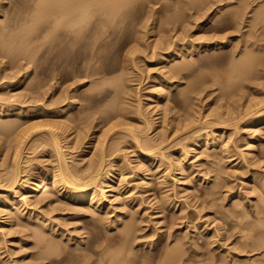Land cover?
<instances>
[{
    "label": "rangeland",
    "instance_id": "1",
    "mask_svg": "<svg viewBox=\"0 0 264 264\" xmlns=\"http://www.w3.org/2000/svg\"><path fill=\"white\" fill-rule=\"evenodd\" d=\"M26 1V2H25ZM153 0H150V1H146L145 2V0H139L138 2L137 1H135L134 2V4H132V5H130L128 8H127V10L125 9V11L126 12H123V14H124V21L120 24L122 27H124L123 29V31H124V33H123V31H122V34H120V35H116L117 37H112V38H110V40H108L107 39V42L106 41H104V43H103V45L105 44V47H104V49L102 48V51H100V53H102L103 52V54L105 55V57H103L102 56V59H100L99 60V62H97L98 61V59L96 60H93L91 63H92V65L93 64H95V65H97V67L94 65L93 66V69L95 70V72H96V70H97V68H98V70L97 71H99L100 72V75H95V77L94 76H90V77H88V76H85L87 73L85 72L86 71V68H87V66H88V63H89V57H90V55L89 54H87V53H89L90 51H91V48H92V50L93 49H97V44H94L92 41H87V42H84L85 44H87L88 45V43H89V45H88V47H87V45H85V44H82L83 45V47L81 46V44H79V45H76V48H79L78 50H79V52L77 53V54H71V53H69V51H68V49H66L67 47H66V45H67V43L65 42V41H63V44H62V47H60V48H58V49H56L57 47H56V44H55V39L54 38H52V37H54V36H51V35H53V33L49 36L48 34V36H45V38H44V35H43V33L45 32V33H50V30H49V28H48V24H49V27L51 26L52 27V22H53V19L52 20H49V18L47 19V17L46 18H44L45 20H46V22L48 21L49 23H46L45 22V20L42 18V21H40V22H43V24L42 23H39L38 24V22H39V20H37V18L34 20L33 19V21L32 22H26V21H24L25 19H27V18H29V16H30V12H31V14H33V12H32V8L34 7V2H30V0H0V30H2V31H0V33H2V34H4V35H2V37L4 38V37H6V34H7V36L10 34V32H11V34L9 35L10 36V38H13V39H8V40H5L6 38H4V39H1V34H0V41H2L3 42V40H4V44L2 43V45L0 44V46L3 48L4 47V45L6 46L8 43L12 46L11 47V49H13V48H15L16 46H17V48H15V51H16V49L18 50V43H16L17 45H15V43H14V39H15V41H18V38L17 37H19V41H21V43H20V46L21 45H26L27 44V41L28 42H30L31 43V45H30V43H29V45L28 46H30V47H32L34 50L32 51V53H34V54H32V55H35V59H31L33 62H35V63H33L32 61H30V60H26V57L27 56H25V54L23 53V52H21V54L23 53V55L25 56V59L24 58H22L23 60H20L21 58L19 57V56H17V55H19L20 54V52H19V54H17V55H15L16 54V52L15 51H12L13 53H14V55H13V53L12 52H9V51H11V49L9 50V48H10V45L8 46V47H6V49L8 48V52L10 53V55L8 54V52L7 51H5V52H7V54L5 53H3L2 51H3V49L5 48H3V49H1V47H0V49H1V52L4 54L3 56H2V53L0 54V113H2L1 115L2 116H0V121H1V123L2 124H5L6 123V120L8 119V121L10 122V124L11 123H13V119H15V121L17 122V123H19L20 124V126H19V124H17L16 126H15V124H16V122L15 123H13V124H11L12 125V128H14V129H12L10 126V124H9V128H10V130H8V129H6V131L5 132H8L9 131V133H11V134H13V135H9V133H8V135L10 136V137H7L8 135H4V131H3V129L4 128H1L0 130H2L1 132L3 133V136H2V133L0 132V165H1V169H0V171H2L4 168H7L8 170H9V168H8V165L9 166H11V169H12V167H13V159H11V157L9 156V153H11V151L13 150L12 149V147L14 148V146H13V143H14V145H16V140H14V138L16 139V136L18 135V133H20L21 132V130H24L25 132H29V130H31V129H37V128H40V129H38L40 132H42L43 130H44V128L46 127V126H44L45 124L47 125H49L50 123L51 124H54V123H56V121H58V119L60 120V121H58L57 123H61V126H62V124H69L68 126H70V129H68V128H63V131H60L61 133H63L64 135H62V138L64 139V138H66L67 140L65 141V139H64V142H66V145H67V148H66V150H65V153L68 155L67 157L70 159V164H71V166L73 167H77V168H80V167H82V169L80 168V170L81 171H84V169H85V171H87L88 169H89V164L90 163H92L93 161L92 160H94V158H91V157H94L95 155H93V154H95V152L97 153V144H98V141H92V142H89L88 141V138H86V134L87 133H96L97 135H98V133H99V135L101 136L102 135V133H103V130H105V128H107L108 126H105V128H103L104 126H99L98 125V122H99V120H100V116L102 115L100 112H102V110H107V108H109L110 106H112L114 103H113V101H114V98H115V95H116V93H115V86H113L114 85V83L113 82H111L110 84L109 83H106V84H103L104 82H106V81H108V79H114V78H116V76L117 77H120V76H122V77H120V78H123L124 76H126V75H123V74H125L124 73V70H123V67H124V65H126L127 63L126 62H124V54H126L125 52H127V49H131L134 45H135V42H134V39H133V37H131V34H130V32L128 31L129 30V27H130V25H131V27H136L137 29H139V30H141V31H144V30H142V29H144L145 28V31L144 32H146V34H144L143 36H144V41H146V45H148V49L149 50H146L147 51V53H146V51H144L145 49L143 48L142 49V51H143V53L140 51V52H138L139 54L137 55H135V64H136V66H135V68L134 67H128L127 68V70H128V73L129 74H133V75H131V77H132V79L134 80V81H132V82H128V85L130 86L131 84V86L129 87V89H128V91L129 92H131V91H133V89L131 88L132 86H133V88L135 89L134 90V93L130 96L129 95V97L127 98V100H126V102H125V104H124V102H121L122 103V105L124 104L125 106H123L124 107V109L126 108L128 111H129V113L130 114H132V115H128V119L126 120V124H129L130 123V126L132 127L133 126V124H135L133 127H140V129H144V128H146V126L144 125V124H146L147 125V123H154V122H157L156 123V125H155V129L153 130V132H152V135L150 134L149 135V138L150 139H158V136L160 137V135H157V134H160L159 132H161V131H165V132H167V133H163V134H161V136H165L164 138H166L167 137V139H163V140H167L166 141V143L164 144V147L166 148V147H169L170 148V146H172L170 149H166L167 151H165V153L168 155H166L167 157H166V160L164 161V162H169V161H173L174 159L173 158H177V156H178V154H179V150L181 149V148H183L184 147V150L185 151H187L189 148L187 147V145H186V143H189V140H184V142L182 141V143H184V144H182V143H180L181 141V139H183L182 138V136L185 138V136H186V134H180V135H177V134H174V132L177 130V125H178V122H179V120L178 119H180V117H181V114H183V113H186V111H185V109H186V105L188 106V104H182V103H184L183 101H182V99H183V96H182V93H183V91H186V90H188L189 89V87H190V85H191V83L193 84L194 83V81L195 82H198V83H200V86L202 85H204L203 86V88H201L202 90L200 91L201 92V96L199 95L200 93L198 92V95L197 94H193L194 96H196V97H194L192 94H191V96L192 97H194V99L196 98L197 100H193V102L194 103H192L193 105L196 103V101H197V103H199L200 105H199V107L197 106L198 104L196 103V106L199 108L198 109V112H200V115H199V113H198V115H196V116H198L197 118H198V120L197 121H199V123L198 124H195V127H193V128H197V126L199 127L200 125H201V123L202 122H204L205 120H207V121H213L214 120V117H215V115L217 114V112H222V111H225V110H223V108L224 109H226V105L228 104V100H229V102H235L236 101V104L238 103V104H240V106L239 107H241V108H238L239 110H242V104L244 103V100L243 101H239L240 100V97L239 98H237V95H236V98L235 97H233V96H231L230 98H231V100H233V101H231L230 100V98L228 97V95L230 94V92H229V94H228V92L226 93V91L225 92H223L224 90H223V88L225 89V90H227V91H229L227 88H225L226 86H227V83L228 82H230V81H228V80H226V79H224V78H226V77H228V76H230L231 77V75H232V71L234 70V68L236 67V65H237V61L236 60H238V59H240V53H245V51L246 52H249V50L248 49H250V51H253L252 53L253 54H257L258 53V51L260 52V51H262L261 53H263L264 51V31H263V33H261L262 34V36L258 33L260 30L259 29H264L263 27H257L256 29L255 28H253V29H255L254 31H253V29H251V27L249 28V26H250V24H249V26H247L248 24H246V26L244 25L245 23H250L249 21H245L244 20V22L245 23H243L242 25H243V27L241 28L240 27V29L235 25L234 26V24H233V27L232 26H229V28H227V29H225L224 31L222 30V31H214V30H212V27H211V25H213V23L214 22H216V21H213V23H210V24H206V25H203V24H201L203 21H204V19L206 18H199V16H201L200 14H202L203 12H201L200 14H197L194 10H191L190 9V11H189V9H188V11L186 10V12H187V14L186 15H188V22H186V23H183L184 25V29H183V27L181 26V25H178V26H176V28L173 26L172 27V25H168L167 27H169L170 29L172 28H175V30L173 29L172 31H171V33H169V35L171 36V37H174V39L176 38V37H180V38H183V36L185 35V36H187V39L186 40H184V43H187V44H189V45H197V43L199 44V43H203V44H205V39H207V38H213V42H211L210 41V39H209V41H207L208 42V44H213V43H215L216 41H217V39H219L221 36L222 37H224L225 35H226V37L227 38H229L230 39V43H229V45L228 46H226L223 50L224 51H222L221 52V50H219V51H212L213 49L212 48H207V49H203V50H200V51H198V52H196V53H194V54H192L191 55V52L189 51L188 52V54H187V61H190V62H192V68H191V71L190 70H188V71H185V73H183L182 75H185L184 77L182 76L181 78H178V77H175V79L173 78V80H172V82L173 83H176L175 84V86L172 88V93H170V94H168V96H167V98L165 97L164 99H162V101H161V103L163 104V106H162V104H159L158 105V103H157V101H156V99H157V95L153 92V86H154V84H156L160 79H167L168 77H169V73L166 71L167 69L165 68V64H164V61L166 60V56L164 55V53H167V52H169V50L167 51L166 50V52L164 51V52H162V51H158V50H156V52L158 53L157 55L158 56H156V58H154V57H152V51H150V49H153V47L155 46L154 44H159L160 42H164V39L165 38H168V37H165V35L163 36V34L161 33V24H162V26H164L165 24L164 23H167L168 22V18L170 19V17H172L173 15H175L174 16V18H176V19H174L173 17L171 18L172 20H177V17L179 18V17H183L185 14H184V12L182 11L183 10V7L181 6V5H184V3L182 4V2H185V7H187L188 8V6H186L187 4V1L186 0H166L165 2H157L156 3V1L154 0L153 2H152ZM181 1V2H180ZM235 2H236V0H234ZM252 2V0H250V3ZM262 2L264 3V1L263 0H253V3H256V4H253V3H251V5L252 6H249V9H247L248 11H247V13H248V16L247 17H251V16H253V14H252V11L254 12V11H256L257 10V4L258 3H260V4H258V5H260L261 7L259 8L258 7V9H261V8H263L264 6V4H262ZM32 3V4H31ZM237 3H240V1H237ZM34 4V5H33ZM173 4V6H171ZM256 5V6H255ZM178 7V9L180 10V8L182 7V10H180L182 13H183V16H182V13H181V16L180 15H176L175 13H180V11H176L175 12V9ZM263 6V7H262ZM29 7V8H28ZM93 7H95V10L97 9H99V7L97 8L96 6H93ZM92 7V8H93ZM174 7V8H173ZM176 7V8H175ZM256 7V8H255ZM35 8V7H34ZM187 8H184V9H187ZM254 8L256 9V10H254ZM31 9V11H29ZM178 9H176V10H178ZM252 9V10H251ZM1 10H2V12H1ZM26 10V11H25ZM43 10V9H42ZM50 10V9H49ZM250 10H251V13H250ZM28 11H29V13H28ZM211 11H213V9L211 10ZM211 11H209V13L207 12V14H210L211 13ZM5 12H6V14H5ZM25 12V13H24ZM99 12V11H98ZM98 12H95V14H94V19H96V18H98V17H100L99 16V13ZM174 12V13H173ZM185 12V13H186ZM205 12V11H204ZM22 13V14H21ZM171 13H173V14H171ZM26 14H27V16H26ZM28 14H29V16H28ZM195 14V15H194ZM170 15H172V16H170ZM185 15V17H187ZM190 15H191V17H190ZM194 15V16H193ZM27 18H26V17ZM128 16V17H127ZM129 16H130V18H129ZM168 16V17H167ZM50 17V19H51V16H49ZM125 17H126V19H125ZM185 17H183V18H185ZM194 17V18H193ZM21 18V19H20ZM183 18H181V19H183ZM192 18V19H191ZM195 18H196V20H195ZM199 18V19H198ZM20 19V20H19ZM23 19V20H22ZM41 19V18H40ZM170 19V20H171ZM22 20V21H21ZM37 20V21H36ZM167 20V21H166ZM169 20V21H170ZM193 20V21H192ZM16 21V22H15ZM20 21V22H19ZM34 21H36V22H34ZM196 21H197V24L199 25L200 24V26H195V25H197V24H195L196 23ZM23 22H25V23H27V25H28V27H26L27 29L29 28V32H31V33H33L32 35H31V33H29L30 35L29 36H32V37H27L26 35H28V34H26V33H28V32H26L27 31V29H24V30H22V31H25V32H22V34L23 33H25L26 35L24 36V35H21V37L19 36L20 34H21V29L20 28H24L25 26H27L25 23V26H24V24H23ZM33 22H34V25H33ZM129 22V23H128ZM137 22V23H136ZM164 22V23H163ZM189 22H190V24H189ZM192 22V23H191ZM3 23V24H2ZM17 23H18V25H20V26H18L17 25ZM29 23V24H28ZM31 23V24H30ZM13 24V25H12ZM38 24V25H37ZM193 24V25H192ZM215 24V23H214ZM5 25V26H4ZM16 25H17V27H16ZM133 25V26H132ZM148 25V26H147ZM186 25V26H185ZM188 25V26H187ZM216 25V24H215ZM159 26V27H158ZM181 26V27H180ZM194 26H195V28H194ZM15 27L18 29L19 27V29L18 30H20V32H18V30L17 29H15ZM44 27H47V29L46 28H44ZM51 27H50V29H51ZM121 27V28H122ZM139 27V28H138ZM193 27V28H192ZM234 27H237V29H239V30H237L236 28H234ZM244 27H245V29H244ZM3 28L4 29H9L8 31L7 30H5L7 33H5V31H4V33H3ZM14 28V30H12ZM30 28H32V29H34L35 30V32H36V34H34V31L32 30V29H30ZM41 28H43V29H41ZM128 28V29H127ZM150 28H151V30H150ZM152 28H154V29H152ZM158 28H159V30H158ZM189 30H188V29ZM210 28V29H209ZM46 29V30H45ZM157 29V30H156ZM187 30V31H184L183 32V30ZM192 29V30H191ZM248 29L250 30V31H252V32H255L254 33V35H256L257 37H254L251 33H250V31H248ZM44 32H43V31ZM49 30V31H48ZM127 30V31H126ZM153 30H156V31H153ZM259 30V31H258ZM14 31V32H13ZM17 31V32H16ZM33 31V32H32ZM41 31L43 32V33H41ZM212 31V32H211ZM52 32V31H51ZM153 32V33H152ZM180 32H181V34H180ZM224 32V33H223ZM260 32H262V31H260ZM13 33H15V34H13ZM17 33V34H16ZM20 33V34H19ZM126 33V34H125ZM184 33H186V34H184ZM217 33V34H216ZM244 33V36H242V34ZM247 33L249 34H251V40H250V36H247ZM12 34H13V36L15 37H13L12 36ZM38 34H39V36H38ZM217 36H216V35ZM16 35V36H15ZM33 35H34V37H33ZM42 35H43V38H42ZM190 35V36H189ZM205 35V36H204ZM220 35V36H219ZM245 35L249 38V39H247V37H246V41H245ZM260 35V36H259ZM22 36H24V37H22ZM38 36V37H37ZM41 36V37H40ZM184 36V37H185ZM192 36V37H191ZM203 36H204V38H203ZM27 37V38H26ZM46 37H47V39H46ZM171 37H169V38H171ZM198 37H200L199 39H198ZM219 37V38H218ZM240 37V38H239ZM244 39H243V38ZM258 37H259V39H258ZM21 38H22V40H21ZM23 38H24V41H25V43H24V41H23ZM37 38L39 39V42H38V40H37ZM50 38V39H49ZM151 38V39H150ZM158 38H159V40H158ZM161 38H164V39H162V40H160ZM194 38V39H193ZM254 38V39H253ZM261 38H262V40H261ZM17 39V40H16ZM28 39V40H27ZM37 40V42H36V40ZM40 39H41V41H40ZM53 39V40H52ZM116 39H117V41H116ZM121 39V40H120ZM172 39V38H171ZM196 39V40H195ZM258 39V40H257ZM27 40V41H26ZM30 40H34V42L32 41H30ZM113 40V41H112ZM120 42H119V41ZM149 40V41H148ZM166 40V39H165ZM243 40V41H242ZM247 40H249V42H251V43H249ZM256 40H257V42H256ZM5 41H7L6 42V44H5ZM8 41H11L12 43H13V45H12V43L11 42H8ZM108 41H109V43H108ZM113 42L112 44H111V42ZM159 41V42H158ZM167 41V42H166ZM165 42L167 43V44H169V40L167 39ZM171 41V40H170ZM186 41H188V42H186ZM205 41V42H204ZM240 41V42H239ZM263 41V42H262ZM90 42H92V43H90ZM117 42V43H116ZM129 42V43H128ZM132 42V43H131ZM156 42V43H155ZM193 42V43H192ZM206 42V43H207ZM247 42L249 43L248 45H247ZM22 43H24V44H22ZM42 43H44V44H42ZM116 45H115V44ZM126 43V44H125ZM183 43V42H182ZM243 43V44H242ZM244 43H246V44H244ZM37 44H39L38 45V47H37ZM91 44H92V47H91ZM259 44H260V47H259ZM263 44V45H262ZM32 45H35L34 47L32 46ZM42 45V46H41ZM96 45V46H95ZM151 45V46H150ZM171 45V44H170ZM27 46V45H26ZM28 46H27V48H28ZM129 46V47H128ZM246 46H248L247 48V50L245 49L246 48ZM263 48H262V47ZM23 46H21V48H22ZM25 47V46H24ZM24 47H23V49H24ZM29 47V48H30ZM37 47V48H36ZM64 47H65V50H64ZM81 47V48H80ZM93 47H95V48H93ZM107 47V48H106ZM128 47V48H127ZM235 48V50L233 51V49ZM237 47V48H236ZM244 47V48H243ZM250 47H252V48H250ZM256 47V48H255ZM26 48V47H25ZM26 48V49H27ZM31 48V49H32ZM90 48V49H89ZM124 48H126V49H124ZM259 48V49H258ZM37 49L40 51H38L37 52V55H36V53H35V51H37ZM60 49V50H59ZM81 49V50H80ZM108 49V50H107ZM255 49L257 50L256 52H255ZM14 50V49H13ZM22 50V49H21ZM64 50V51H63ZM104 50V51H103ZM126 50V51H125ZM191 50V49H190ZM227 50V51H226ZM18 51H20V47H19V50ZM18 51H17V53H18ZM58 51V52H57ZM107 51H108V54H107ZM236 51V52H235ZM240 51H242V52H240ZM56 52V53H55ZM59 52H60V54H59ZM66 52V53H65ZM111 52V53H110ZM121 52V53H120ZM124 52V53H123ZM237 52H238V54H240V55H238L237 54ZM11 53H12V56H11ZM62 53V54H61ZM69 53V54H68ZM160 53V54H159ZM232 53V54H231ZM20 54V55H21ZM57 54V55H56ZM59 54V55H58ZM64 54V55H63ZM85 54V55H84ZM123 54V55H122ZM235 54V55H234ZM249 54H251V53H249ZM6 55V56H5ZM7 55H9V58H7ZM79 55V56H78ZM88 55H89V57H88ZM108 55V56H107ZM191 55V56H190ZM196 55V56H195ZM232 55V56H231ZM260 55V54H259ZM23 56V57H24ZM57 56H59V58L60 59H57L58 57ZM75 57V59L73 60L72 58L70 59V57ZM112 56V57H111ZM160 56V57H159ZM228 56V57H227ZM238 56V57H237ZM261 56H262V58L264 59V53H263V55L261 54ZM3 57H5V58H3ZM12 57H14L13 58V61H19L20 63H16V65L12 62V60H10V59H12ZM15 57L17 58V57H19L18 59H15ZM63 57V58H62ZM69 57V58H68ZM77 57V58H76ZM107 57V58H106ZM123 57V58H122ZM146 57V58H145ZM164 57V58H163ZM193 57V58H192ZM33 58V57H32ZM68 59V61H66L67 59ZM86 58H87V60H86ZM104 58V59H103ZM122 58V59H121ZM189 58V59H188ZM201 58V59H200ZM204 58H206V59H204ZM212 58V59H211ZM234 58H236V59H234ZM27 59H28V57H27ZM62 59V60H61ZM112 59V60H111ZM185 59V60H186ZM196 59H198V60H196ZM203 59V60H202ZM232 59H234L236 62H233V63H236V65L234 66V64L233 63H231L232 62ZM37 60V61H36ZM56 60H60V63H62V64H60V73L59 74H61V76H58V75H56L57 74V72H56V74H55V72H54V70L56 69V63H57V61ZM64 60V61H63ZM79 60V61H78ZM122 60V61H121ZM137 60V61H136ZM141 60H142V63H141ZM181 60H182V57H181ZM181 60H180V62H181ZM184 60V61H185ZM191 60H194V61H191ZM196 60V61H195ZM228 60V61H227ZM17 61V62H18ZM28 61H30L29 62V64H28ZM55 61H56V63H55ZM75 61V62H74ZM106 61H108V62H106ZM144 61V62H143ZM183 61V60H182ZM187 61H185V62H187ZM243 61V60H242ZM246 60H244V62L243 63H239V67L240 66H243L246 62H245ZM11 62H12V64L13 65H11ZM32 62V63H31ZM65 62V63H64ZM69 63V67H68V63ZM72 63V65H71V63ZM193 62H195L196 63V65H195V63H193ZM238 62H240V61H238ZM27 63V64H26ZM32 65H31V64ZM86 63V64H85ZM98 63V64H97ZM100 63V64H99ZM104 63V64H103ZM141 63V64H140ZM205 65H204V64ZM230 63V64H229ZM19 64V65H18ZM35 64V65H34ZM124 64V65H123ZM232 64H233V66H232ZM241 64H243V65H241ZM21 65H22V67H25V70H24V68H22L21 67ZM84 65V66H83ZM99 65V66H98ZM195 65V66H194ZM15 66V67H14ZM79 66V67H78ZM80 66H81V68H80ZM83 66V67H82ZM86 66V67H85ZM103 66V67H102ZM123 66V67H122ZM147 66V67H146ZM228 66V67H227ZM231 66H232V68H231ZM19 67V68H18ZM30 67V68H29ZM71 67H73V68H71ZM85 67V68H84ZM122 67V68H121ZM144 67V68H143ZM27 68V69H26ZM68 68V69H67ZM83 68V69H82ZM100 68V69H99ZM141 68H143V69H141ZM230 68H231V71H230ZM241 68V67H240ZM21 69V70H20ZM72 69V70H71ZM78 69V70H77ZM82 71H81V70ZM123 70V72H122V70ZM132 69V70H131ZM136 69V70H135ZM149 69V70H148ZM196 69V70H195ZM229 69V71L231 72V75H227V70ZM233 69V70H232ZM262 69V68H261ZM264 69V68H263ZM24 70V71H23ZM66 70V71H65ZM71 71V73H74V76H73V74H71L70 73V71ZM101 70V71H100ZM166 72H165V71ZM194 70V71H193ZM239 69L237 68V70L236 71H238ZM17 71V72H16ZM20 71H22V72H19ZM28 71V72H27ZM74 71V72H73ZM120 71H121V73H120ZM137 71H139V72H137ZM143 71V72H142ZM239 71H241V70H239ZM25 72H27L26 74H27V77H23V78H19V76H18V74H20V75H23V74H25ZM53 72H54V74L56 75H54L53 76ZM77 72H79V73H77ZM104 72V73H103ZM112 72V73H111ZM151 72V73H150ZM227 72V73H226ZM229 72V73H230ZM65 73V74H64ZM67 73V74H66ZM69 73V74H68ZM80 74L79 76L77 75H75V74ZM84 73V74H83ZM110 73H111V76H110ZM118 73V74H117ZM147 73V74H146ZM163 73V74H162ZM166 73H168V74H166ZM188 73V74H187ZM190 73V74H189ZM194 73H196V74H194ZM235 74H236V72H234ZM233 73V74H234ZM238 73V72H237ZM82 74V75H81ZM143 76H142V75ZM166 74V75H165ZM198 74V75H197ZM225 74L227 75L226 77H224L225 76ZM12 75V76H11ZM69 75V76H68ZM105 76V77H103V76ZM107 75H109V76H107ZM159 75V76H158ZM168 75V76H167ZM71 76H72V78L73 77H75V78H71ZM83 76V77H82ZM167 76V77H166ZM190 76V77H189ZM197 76H198V78H197ZM7 77V78H6ZM13 78V79H11V78ZM55 77V78H54ZM85 77H87L86 79H85ZM101 77H103L102 79H101ZM141 77H143V78H141ZM232 77L234 78V75H232ZM8 78H10V79H8ZM53 78V79H52ZM83 78V79H82ZM91 78V79H90ZM94 78V79H93ZM97 78V79H96ZM100 78V79H99ZM125 78V77H124ZM176 78H178L177 80H176ZM186 78V79H185ZM229 78V77H228ZM3 79H6V80H3ZM57 79V80H56ZM72 79V80H71ZM76 79V80H75ZM87 80V82L85 81V80ZM105 79V80H104ZM141 79V80H140ZM148 79V80H147ZM235 79V78H234ZM97 80V81H96ZM98 80H100V82H98ZM103 80V81H102ZM135 80H136V83H135ZM139 80V81H138ZM181 80V81H180ZM204 80V81H203ZM238 80V79H237ZM63 81V82H62ZM80 81V82H79ZM84 81V82H83ZM103 83H102V82ZM228 81V82H227ZM234 82H235V80H233ZM239 81L240 80H238V81H236L235 82V84H237V83H239ZM261 81H263L262 82V84L264 83V78L261 80ZM261 81H260V83H261ZM23 82V83H22ZM77 82V83H76ZM95 83V84H93L94 86L95 85H98V86H96L97 88H99V90L98 89H96V87H94L93 85H91V83ZM134 82V83H133ZM234 82H232V83H234ZM241 82V81H240ZM97 83H99V84H97ZM7 84V86L5 87V85ZM13 84V85H12ZM25 84V85H24ZM34 84H36V86H34ZM56 84V85H55ZM103 84V85H102ZM109 84V85H108ZM190 84V85H189ZM234 84V85H235ZM240 84V83H239ZM242 85L244 84H246V85H248L247 83H241ZM24 85V86H23ZM38 85V86H37ZM40 85V86H39ZM60 85V86H59ZM84 85V86H83ZM89 85V86H88ZM224 85V86H223ZM229 85H231V83L229 84ZM234 85H231L230 86V88H232V90L234 89ZM242 85H240L241 86V88L243 87ZM67 86V87H66ZM71 86V87H70ZM91 86H93V88H95V90H96V92H94L95 90H92L93 88L91 87ZM113 86V87H112ZM135 86V87H134ZM184 89V90H181L182 88ZM185 88H184V87ZM201 86V87H202ZM223 86V87H222ZM251 86V84L249 83V85H248V87H250ZM261 86V85H260ZM260 86H258L257 87V89L255 90V87H254V89H253V87H252V90H254L253 91V93H252V90L251 89H249L250 91H246V90H241L242 92L243 91H245L244 93L246 94L245 96L246 97H248V95H250L249 97H251V98H253V99H256L257 101L259 100V98L258 97H262L263 96V94H264V84L260 87ZM36 87V88H35ZM68 87H70L69 89H68ZM89 87H91V88H89ZM105 87V88H104ZM260 87V88H259ZM37 88H40V89H37ZM88 88V89H87ZM103 88V89H102ZM152 88V89H151ZM229 88V89H230ZM244 88V87H243ZM262 88V89H261ZM32 89V90H31ZM34 89V90H33ZM37 89V91L35 92V90ZM67 89V90H66ZM89 89H91L92 91H90ZM106 89V90H105ZM131 89V90H130ZM145 89V90H144ZM148 89V90H147ZM178 89V90H177ZM186 89V90H185ZM69 90V91H68ZM86 92H85V91ZM113 90V91H112ZM142 90V91H141ZM27 93H26V92ZM30 91H32V94H31V92ZM75 91H77L76 93H75ZM89 91V92H88ZM109 91H110V93H109ZM139 91V92H138ZM180 91V92H179ZM189 91H190V89H189ZM240 91V92H241ZM256 91V92H255ZM258 91V92H257ZM35 92V93H34ZM42 92H43V94H42ZM92 92V93H91ZM95 94H94V93ZM113 92H114V94H113ZM128 92V93H129ZM137 94H139V95H137ZM254 92H255V94H254ZM35 94V96H34V94ZM71 93V94H70ZM78 93V94H77ZM99 93V94H98ZM101 93V94H100ZM109 93V94H108ZM181 93V94H180ZM186 92H184V94H185ZM187 93H188V91H187ZM186 93V94H187ZM256 93H258V94H256ZM20 94V95H19ZM27 94V95H26ZM39 94H41L40 96H41V98H40V96H38ZM64 94V95H63ZM75 95V98H74V100H73V103H72V101L70 100H66V101H64V102H62L60 99H63L65 96H67L68 95V97H71V96H73V95ZM85 94H87V96H88V100L86 99L87 97H86V95ZM94 94V96H92V95ZM97 94V95H96ZM130 94V93H129ZM180 94V95H179ZM44 97H43V96ZM99 95V96H98ZM136 95V96H135ZM146 95H148V96H146ZM150 95V96H149ZM253 95H255V96H253ZM259 95H261V96H259ZM34 96V97H33ZM38 96V97H37ZM90 96V97H89ZM92 96V97H91ZM96 96V97H95ZM141 96V97H140ZM145 96V97H144ZM178 96V97H177ZM29 97H32V98H35V97H37V98H35V101H37V104H35V101H34V99H32V98H29ZM63 97V98H62ZM84 97H86V98H84ZM96 99H95V98ZM100 99H99V98ZM103 97V98H102ZM107 97H109V98H107ZM147 97V98H146ZM198 97H199V99H198ZM229 99H228V98ZM247 98V102H248V100H250L249 102H250V104H248L247 102V104H246V106H249V105H252V103H253V99H251V98ZM6 100H4V99ZM11 98H12V101H10L11 100ZM30 100H29V99ZM40 98V99H39ZM83 98V99H82ZM90 98H91V100H90ZM142 98V99H141ZM176 98V99H175ZM205 98V99H204ZM18 101H17V100ZM32 99V100H31ZM81 99V100H80ZM113 99V100H112ZM131 99V100H130ZM166 99H168V100H166ZM238 99V100H237ZM246 99V98H245ZM262 99H264V96L262 97ZM262 99H260L261 101H262ZM5 102H4V101ZM8 100V101H7ZM20 100V101H19ZM24 100V101H23ZM28 100V101H27ZM78 100V101H77ZM84 100V101H83ZM97 100V101H96ZM108 101V103L106 104V102ZM109 100H110V102H109ZM138 100H141L142 101V104H143V106H142V108H141V112L143 113V120H141L142 118H140V117H138V114H135V111H136V113H138L137 111H138V107H137V105H138V103H134V102H138ZM153 100V101H152ZM166 100V101H165ZM227 100V101H226ZM235 100V101H234ZM259 100V102L258 103H256L255 101H254V103H256V104H253V106L255 105H257V107L261 104V101ZM23 103H22V102ZM31 101V102H30ZM34 101V102H33ZM69 101V102H68ZM86 101H87V104H86ZM92 101V102H91ZM111 101H112V104H111ZM127 101H129V102H127ZM132 101V102H131ZM164 101H165V103H164ZM203 101V102H202ZM251 101H252V103H251ZM264 101V100H263ZM10 102V103H9ZM18 102V103H17ZM30 102V103H29ZM40 102V103H39ZM62 102V103H61ZM102 104H100V103ZM120 102H119V104H120ZM174 102H176V103H174ZM179 102L181 103V104H179ZM205 102V103H204ZM239 102H241V103H239ZM243 102V103H242ZM1 103H2V111H1ZM25 103V104H24ZM27 103V104H26ZM42 103V104H41ZM65 103V104H64ZM68 103H70V104H72V107H71V110H70V112L68 113V114H66V116L64 117V119L63 118H59L58 116V113L60 112V110H65V108H66V104H68ZM94 103V104H93ZM98 103V104H97ZM172 103V105L170 106V104ZM215 103V104H214ZM227 103V104H226ZM4 104H5V106H4ZM18 104L20 105H22V104H24L23 106H18ZM30 104V105H29ZM33 104V105H32ZM62 104V105H61ZM80 104H81V107H80ZM85 106V108H84V106ZM111 104V105H110ZM39 105V106H38ZM44 105V106H43ZM50 105V106H49ZM91 105V107L92 108H94L95 110H93V109H91V107H89ZM92 105H94V106H92ZM108 105H109V107H108ZM118 105V104H117ZM132 105H133V107H132ZM147 105H149V106H147ZM151 105V106H150ZM157 105H158V107H157ZM221 105V106H220ZM101 108H103L102 110L99 108V107ZM161 106V107H160ZM167 106V107H166ZM177 106V107H176ZM180 106V107H179ZM182 106V107H181ZM207 106V107H206ZM214 106V107H213ZM253 106H251L252 108H254V109H257V107H253ZM7 107V108H6ZM9 107V108H8ZM17 107V108H16ZM25 107L27 108V109H25ZM42 107V108H41ZM83 107V108H82ZM87 107H89V109H87V110H85ZM137 107V108H136ZM145 107V108H144ZM148 107H149V109H148ZM250 107V106H249ZM5 108V109H4ZM20 108V109H19ZM21 108H23V109H21ZM152 108V109H151ZM164 108V109H163ZM166 108V109H165ZM169 108V109H168ZM201 108V109H200ZM211 108H213V109H211ZM9 111H7V110ZM13 110V112H14V114H13V112H12V110ZM19 109V110H18ZM33 109V110H32ZM98 109H99V111H98ZM133 109V110H132ZM180 109V110H179ZM214 109H216V111L214 112ZM5 110V111H4ZM15 110V111H14ZM89 110V111H88ZM91 110V111H90ZM101 110V111H100ZM104 110V111H105ZM147 110V111H146ZM153 110V111H152ZM161 110V111H160ZM199 110H201V111H199ZM218 110V111H217ZM237 110V109H236ZM11 111V112H10ZM21 111H24V112H21ZM27 111V112H26ZM32 111H34V112H32ZM41 111V112H40ZM44 111V112H43ZM83 111V112H82ZM104 111H103V113H104ZM164 111V113H162ZM179 111V112H178ZM185 111V112H184ZM208 111H209V113H208ZM20 112V114H18V113ZM52 112V113H51ZM87 112H89L88 113V117H87ZM97 112V113H96ZM145 112V113H144ZM151 112H152V114H151ZM158 112V113H157ZM5 115H4V114ZM15 113H16V115H15ZM23 113H25V115L23 114ZM28 115H27V114ZM57 113V114H56ZM82 113V114H81ZM101 115H100V114ZM207 113V114H206ZM213 113V115L214 116H212L211 118L209 117V114H212ZM70 114L72 115V117L70 116ZM75 114V115H74ZM93 114H95V117L94 116H92ZM168 114V115H167ZM14 115V116H13ZM19 115V116H18ZM54 115V116H53ZM78 115L79 116H81V117H84V119H82V120H79V122L77 121V119H78ZM83 115H86V119H85V116H83ZM90 115L92 116V117H90ZM152 116V118H151V116ZM177 116V117H175V116ZM206 115H208V116H206ZM168 116V117H167ZM201 118H200V117ZM75 117V118H74ZM92 118V120L90 119V118ZM94 117V118H93ZM132 117V118H131ZM158 117V118H157ZM207 117V118H206ZM7 118V119H6ZM68 118V119H67ZM69 118L71 119V120H69ZM87 118H89V119H87ZM99 118V120H97ZM138 118H140V119H138ZM147 120H146V119ZM162 118V119H161ZM165 118V119H164ZM177 118V119H176ZM202 119V120H200V119ZM208 118H210V119H208ZM5 119V120H4ZM19 119V120H18ZM22 119V120H21ZM67 119V120H66ZM131 119V120H130ZM150 119V120H149ZM161 119V120H160ZM172 119V120H171ZM176 121H175V120ZM212 119V120H211ZM13 120V121H12ZM46 120V121H45ZM86 122H84V121ZM129 120V121H128ZM133 120H135V121H133ZM139 120V121H138ZM148 120H149V122H148ZM162 120H163V123H162ZM27 121H29V122H27ZM70 121V122H69ZM73 121H75V123H77V124H82L81 126L80 125H74L75 123H73ZM131 121V122H130ZM137 121V122H136ZM143 121V122H142ZM145 121V122H144ZM167 121V122H166ZM200 121H202L201 123H200ZM5 122V123H4ZM8 122V123H9ZM89 122V123H88ZM96 122V123H95ZM129 122V123H128ZM134 122V123H133ZM141 122V123H140ZM171 122V123H170ZM176 122V123H175ZM36 123H40V127H37V126H39V125H37L36 127H33V125H35ZM42 123V124H41ZM83 123H85L84 125H83ZM88 123V124H87ZM132 123V124H131ZM140 123V124H139ZM144 123V124H143ZM173 123V124H172ZM7 124V123H6ZM32 124V125H31ZM44 124V125H43ZM50 124V125H51ZM94 124V125H93ZM142 124V125H141ZM160 124V125H159ZM175 124V125H174ZM28 125H30V127L31 128H28ZM73 125V126H72ZM96 125H97V127H96ZM138 125V126H137ZM145 127H144V126ZM162 125V126H161ZM173 125V126H172ZM214 125V130H208V132H210V139H212V138H214V136L215 137H219V131L221 130L222 131V134L224 135V136H229V134L227 135L226 133H230V131H231V134H230V136L232 137V139H233V141L235 140V143H238V144H240V143H242V141H243V139H244V136H246L245 134L246 133H242V127H243V124H240V126L241 127H239V130H241V131H238V132H240L239 133V138H237L238 136V132L236 133V131H235V129L234 128H228L227 129V127H221V126H218L217 124H213ZM26 126H27V128L28 129H26ZM57 126H59L60 127V125H57ZM80 126V127H79ZM129 126V125H128ZM157 126V127H156ZM164 126V127H163ZM17 127V128H16ZM19 127V128H18ZM25 127V128H24ZM41 127H44L43 129L41 128ZM63 127V126H62ZM61 127V128H62ZM72 127H74V128H72ZM96 127V128H95ZM101 127L103 128V129H101ZM171 127V128H170ZM257 129L259 130V132L260 133H262V135L264 136V121H262V122H260L257 126ZM23 128V129H22ZM83 130V132L81 131V129ZM93 128V129H92ZM96 130H95V129ZM165 128H167V129H165ZM216 128V129H215ZM219 128H225V129H219ZM34 129H33V131L31 130L29 133L27 132L26 134H27V136L26 137H29V138H26L25 139V141L27 140V143H30V144H28L27 145V149H26V151L27 152H25L24 151V155H23V158H24V161L23 162H25L26 161V159L27 158H30V159H33V157H34V161L32 160V165H31V162H30V164H29V166L32 168H28L29 166H27L28 164H26L25 165V163H23L24 165L22 166V167H27V170H29L30 172H32V173H30V175H37V174H39V173H41L42 171H43V169H51L52 167H51V163H52V160H54V158L53 157H51L52 156V151L50 150V149H48V148H46V149H48V151L46 150H44L43 148H41V147H39L38 148V146L39 145H37V151H32V150H30V148H32L31 146H34V145H32V144H34L33 142H34V140L36 139V137H39V134L40 133H38V130L36 131L37 133H34L35 131H34ZM42 129V130H41ZM67 129H68V131H67ZM80 129V130H79ZM85 129V130H84ZM98 129V130H97ZM139 129V128H138ZM164 129V130H163ZM172 129V130H171ZM219 131H218V130ZM230 129V130H229ZM234 131H233V130ZM12 130V131H11ZM71 130V131H70ZM91 130V131H90ZM158 130H159V132H158ZM167 130V131H166ZM224 130V131H223ZM14 131L15 132H17L16 134L14 133ZM20 131V132H19ZM78 131V133H80V135L78 134V133H76V132ZM80 131V132H79ZM90 131V132H89ZM174 131V132H173ZM215 131L217 132V133H215ZM13 132V133H12ZM33 132V134H31ZM71 132V133H70ZM120 132V133H119ZM116 131V133H118L117 135H116V133H114V134H112L111 136H109L110 138H109V141H108V148H109V146L111 145V144H118V143H120V144H118L117 145V147H120V149H123V151L122 150H120L119 148V150L121 151H118L115 155H114V157L113 158H111V157H108L107 159H108V161H107V163H106V166L107 165H109L107 168L108 169H106L107 171L109 170V171H111L112 169L110 168V165H114V166H117V167H120L121 166V164H123L120 168H119V171H117V172H110V174L108 175V177L106 178V184L107 185H113V183H114V181H115V179H117V178H119L120 180V182H118V184L117 185H115L114 187V194H116V195H118L119 193H123L124 192V194H123V197L125 196L126 198H127V196H128V198L129 199H125V198H123V199H125L123 202V204H122V207L121 208H124V209H126V210H128V212H129V214L128 215H125L124 216V219L125 220H127L128 222L127 223H132L133 221H134V225L135 226H137V228L138 229H140V230H138V232L139 233H135V234H137V236L135 237V238H137L136 240L138 241H136L135 240V242H134V244H132L133 243V241H132V243L130 244V246H131V248H124V250L125 249H129L128 251L129 252H132V255H130L131 256V258H129L128 259V261L131 259H133V261L135 262H133V261H131L130 260V262H128V264H138L140 261L142 262V261H144L145 259H147V258H149V257H155L156 259H157V261H156V259H154V257L152 258V260L153 261H151V258L148 260H145V262H149L148 264H158L159 263V261H161V262H163V260H164V255H165V250L168 248L167 246H168V238H169V236L170 235H174V236H176V238L177 239H180V238H182L181 240H185L186 238H188V239H186L187 241L188 240H190L191 242L192 241H195V242H197L196 244L201 248H199V252H201V253H203L202 255H201V253H200V256L199 257H197V256H194L195 254H193L192 253V250H190L189 251V253L190 254H193V255H190L189 253H186L187 255L185 256V257H183V263L184 264H212L214 261H215V263L216 264H221V263H223V262H220V260L218 261L217 259H216V257L215 258H213V256L211 255V253H212V250H213V255L214 256H216V255H220V251L221 250H215V252H214V248H215V245H209L208 246V244L205 242L206 241V236L205 235H201V233L200 232H197L196 231V228L198 227L197 225H199V227L198 228H200V226H201V228H205V227H207V226H209V224H210V222H212V221H218V223H220V224H218V223H216V226H220L221 224H228V222H229V225H227L226 224V230H224V231H226V232H224V235L223 236H226L225 234L227 233V238L229 237V236H231V234L233 233V232H236V226H235V228H234V224L236 223V222H238V223H240V221L243 223H241V224H239V226L237 225V227L239 228H241V226L243 225L244 227H246L247 229L248 228H250L251 226H253V228H254V230H255V232H258L256 229H258L259 227H254V226H260V227H262L263 228V223H264V221H262L261 219H259L258 218V220H256V221H258L257 223H256V221L255 220H253L252 221V219H257L256 217H258V216H256V215H258L257 213H259L261 210H263L264 211V202H262V201H264V193L263 192H261V193H263L262 195L260 194V192L259 191H261L262 189H260L259 190V188L258 187H256V182H255V178H257L258 176H260L261 178H264V139L263 140H260L259 142H256L255 143V149H254V152L253 153H251V154H248V156H246V159H247V163H246V160H244V161H242V159L241 158H239L238 157V155L237 156H235V158H237L238 160L236 161V162H234V163H232V162H226V160H224L223 159V157L221 156V154H219L218 156H217V154H218V152L220 153V151H219V149H220V147L222 146V144H223V142H219L218 143V145L216 146V147H210V146H208V147H201L197 152H195V153H188L187 155H189V156H187V160L188 161H190V163L192 162V164L194 165H191V166H189L190 168H192V170H190V169H188V171L187 172H184L185 173V175H186V173H188V174H191V173H193V171H194V173L196 172V174H198V172L199 171H202L203 169H205L206 168V171L207 172H205V173H208L207 174V178L209 179V180H207V182L206 183H203V184H201V183H199V181H201L200 179H198L196 182H193V183H190V184H187V182H185L186 180H184V181H182V182H185V183H182V186L180 185H175L174 187H173V185H174V183H173V181H172V178L171 179H168L167 181H166V183L164 184V185H162V184H160V181H161V179H159V178H161L160 177V175L158 174V173H155V175L154 174H152L153 173V171L155 172V170H151L150 171V169H149V171L150 172H147V176H148V173L150 174L151 173V175L149 176V177H151L150 179H152L151 180V182H152V189H154V190H152V192H150V194L151 195H149V193H148V191H147V188H146V185L145 186H143L145 183V178H144V175L143 174H139V173H136L137 172V167L138 166H136L135 165V163H133L136 159V157H134L135 155H133L134 154V148H133V146H132V144H130V143H132L131 141H130V139L129 138H127L126 136H127V134H125V132L123 133V131ZM122 132V133H121ZM204 131H202L201 133H199V136L200 135H204V134H202ZM208 132H206V134L208 133ZM76 133V134H75ZM171 133H173V134H171ZM175 133H177V132H175ZM15 134V135H14ZM72 134H73V136H72ZM81 134H82V136H81ZM123 134V135H122ZM235 134H236V136H235ZM29 135V136H28ZM32 135V136H31ZM115 135V136H114ZM122 135V136H121ZM125 135V136H124ZM155 135V136H154ZM170 135V136H169ZM171 135H174V136H172L171 137ZM189 135H192V134H189ZM247 135H249V134H247ZM14 136V137H13ZM80 136V137H79ZM85 136V138H83ZM118 136V137H117ZM152 136H154L153 138H152ZM243 138H242V137ZM4 137V138H3ZM8 139H6V138ZM78 137V138H77ZM116 137V138H115ZM120 137V138H119ZM124 137H126L125 138V140H122V139H124ZM168 137H171V138H168ZM176 137H177V139H176ZM179 137H181L180 139H179ZM2 138H3V141H2ZM76 138V139H75ZM114 138V139H113ZM118 138V139H117ZM122 138V139H121ZM163 138V137H162ZM161 137H160V140L162 139ZM5 139V140H4ZM11 139H12V141L14 140V142L12 143V141H11ZM85 139V141H83ZM113 139V140H112ZM174 139V140H173ZM122 140V141H121ZM129 142H128V141ZM173 140V141H172ZM176 140H179L180 142H176V143H174ZM237 140V141H236ZM112 141V142H111ZM120 141V142H119ZM172 141V142H171ZM186 141V142H185ZM114 142V143H113ZM127 142V143H126ZM12 143V144H11ZM32 143V144H31ZM70 143V144H69ZM83 143V144H82ZM97 143V144H96ZM125 143V144H124ZM179 143H180V145H179ZM8 144H11L12 145V147H11V145L10 146H8V148H7V145ZM129 144V145H128ZM168 144H172V145H168ZM174 144V145H173ZM72 145V146H71ZM125 145V146H124ZM127 145V146H126ZM131 145V146H130ZM74 146V147H73ZM80 146V147H79ZM177 146V147H176ZM183 146V147H182ZM10 147V148H9ZM95 147V148H94ZM107 148V151L109 150ZM174 148V149H173ZM9 151H8V150ZM10 149H11V151H10ZM129 151H128V150ZM133 149V150H132ZM206 149H208L207 150V153H206ZM216 149H218V150H216ZM73 150V151H72ZM75 150V151H74ZM126 150V151H125ZM132 150V151H131ZM170 150V151H169ZM205 152H204V151ZM238 150V149H237ZM92 151H93V153H92ZM169 151V152H168ZM174 151V152H173ZM178 151V152H177ZM209 151V152H208ZM239 151V150H238ZM242 151H245L244 149L242 150ZM9 152V153H8ZM41 152V153H40ZM131 152H133V154L131 153ZM184 152V151H183ZM203 152V153H202ZM211 152V154H212V156L209 154ZM8 153V161H7V154ZM122 153V154H121ZM124 153V154H123ZM170 153V154H169ZM176 153V154H175ZM197 153V154H196ZM31 156H30V155ZM33 154V155H32ZM35 154V155H34ZM77 154V155H76ZM92 154V155H91ZM121 154V155H120ZM173 154V155H172ZM194 154V155H193ZM90 155V156H89ZM118 155V156H117ZM174 155H176V157H174ZM197 155V156H196ZM200 156H202V157H200ZM210 156V157H209ZM215 156H217L216 158H215ZM5 157H6V159H5ZM38 159H37V158ZM85 157V158H84ZM90 157V158H89ZM120 157V158H119ZM126 159H125V158ZM194 157H197L200 161H201V163H199V164H201L202 165V168H200V166L198 167V164H196L195 162H193V161H195V160H192L191 161V159H193ZM221 157H222V159H223V161H221L222 159H221ZM256 157V158H255ZM10 158V159H9ZM51 158V162L49 161V159ZM85 159V160H82V159ZM96 158V157H95ZM110 158V159H109ZM122 158H124V160H122ZM127 158H128V160H127ZM189 158V159H188ZM219 158V159H218ZM253 158H255L254 160H253ZM91 159V160H90ZM196 159V158H195ZM216 159H218L217 161H216ZM221 159V160H220ZM256 159H257V161L259 160L260 162H262V163H256V164H254L255 162H256ZM48 160V161H47ZM90 160V161H89ZM126 160V161H125ZM130 160V161H129ZM207 160V161H206ZM213 160H215V161H213ZM4 161L6 162V163H4ZM36 161V162H35ZM78 161V162H77ZM89 161V162H88ZM221 161V162H220ZM251 161H253V162H251ZM10 162V163H9ZM40 162H42V163H40ZM76 162L78 163V164H76ZM120 162H123V163H120ZM129 162H130V164H129ZM132 162V163H131ZM213 162V163H212ZM222 162H226L225 164L224 163H222ZM196 165H195V164ZM215 163V164H214ZM217 163H219V164H217ZM242 163V164H241ZM249 163H250V165H249ZM117 164H119V166L117 165ZM133 164V165H132ZM217 164V166H215ZM231 164V165H230ZM253 164L254 165H256V166H253ZM261 164H263V165H261ZM5 165V166H4ZM7 165V166H6ZM33 165H35L34 167H33ZM212 165H214L213 167H212ZM221 166V168H220V166ZM224 165V166H223ZM4 166V168H2ZM41 166H43V167H41ZM130 166V167H129ZM134 166H136V168L134 167ZM236 166V167H235ZM243 166V167H242ZM246 166H248V167H250V168H248V167H246ZM46 167V168H45ZM86 167H87V169H86ZM125 167V168H124ZM145 167L148 169V165H145ZM165 167H167V165H164L161 169H164ZM196 167H198V168H196ZM203 167H205V168H203ZM215 167L216 168H220L222 171H221V173L219 174V176H218V173H216V171H212V169H215ZM224 167V168H223ZM253 167V168H252ZM256 167H258L257 169H255ZM262 167V168H261ZM227 168H228V170H227ZM242 168V169H241ZM247 169V170H243V169ZM260 168V169H259ZM124 169V172L122 171V170ZM128 169V170H127ZM132 169V170H131ZM166 169V168H165ZM231 169V170H230ZM234 169V170H233ZM241 169V170H240ZM134 170V171H133ZM210 170V171H209ZM252 170V171H251ZM122 171V173H120ZM130 171V172H129ZM176 172H173V175H176L177 177H178V172H177V170H175ZM209 171V172H208ZM212 171V172H211ZM226 171H229V172H231V173H228V172H226ZM234 171V172H233ZM240 171H244V172H242V173H240ZM247 171V172H246ZM249 171H251V173L249 172ZM190 172V173H189ZM211 172V173H210ZM246 172V173H245ZM1 173V172H0ZM127 173V174H126ZM130 173H131V175H130ZM235 173H237L236 175H235ZM252 173H254V176L252 177L251 175H252ZM231 174H232V176H231ZM258 174V175H257ZM2 174H0V176H1ZM128 177H127V176ZM137 175V176H136ZM157 175V176H156ZM214 175H216V176H214ZM229 175V176H228ZM122 176H124L123 178H122ZM126 176V177H125ZM135 176V177H134ZM159 176V177H158ZM116 177V178H115ZM122 179H121V178ZM140 177V178H139ZM217 177H219V178H217ZM230 177V178H229ZM136 178V179H135ZM170 178V177H169ZM212 178V179H211ZM156 179H159V180H156ZM254 179V180H253ZM113 180V181H112ZM188 180H190V179H188ZM187 180V181H188ZM219 180V181H218ZM112 181V182H111ZM132 181V182H131ZM123 182V183H122ZM199 183V185H198V183ZM223 185H221L220 183ZM247 182H249V183H246ZM111 183V184H110ZM120 183V184H119ZM130 185H129V184ZM173 183V184H172ZM185 184V185H184ZM220 184V185H219ZM246 184V185H245ZM128 185V186H127ZM212 185H215V187L213 188V186ZM219 186V189H217L218 188V186ZM249 185V186H248ZM133 186V187H132ZM159 186V187H158ZM221 186V187H220ZM116 187H118V188H116ZM157 189H156V188ZM162 189H161V188ZM182 187V188H181ZM207 187V188H206ZM254 189H253V188ZM132 188H133V191H131L132 190ZM159 188H160V190H159ZM210 188V189H209ZM212 188V189H211ZM255 188H256V190H255ZM116 189V190H115ZM135 189V190H134ZM137 189V190H136ZM139 189V190H138ZM206 189V190H205ZM208 189L209 190H212V192L215 194V196H209L208 194H207V191H208ZM252 189H253V191H252ZM170 190H172V191H170ZM191 192H190V191ZM218 190V191H217ZM222 190V191H221ZM249 190V191H248ZM259 190V191H258ZM119 191H121V192H119ZM131 193H130V192ZM139 191V192H138ZM163 193H165V195L167 196L166 198L167 199H169L168 201H167V203L170 205L171 204V206H172V208H173V206H174V204H177L176 206V209L175 208H173V210H175V211H172V210H168L167 209V211H163V213L161 214L162 215V221H161V218H155L156 217V212H157V208L160 206V205H162V202L164 203V198H165V195H163V194H161L162 192ZM164 191H166V192H164ZM189 191V192H188ZM196 191V192H195ZM206 191V192H205ZM252 191V192H251ZM258 191V192H257ZM263 191V190H262ZM118 192V193H117ZM137 192V193H136ZM183 192V193H182ZM188 192V193H187ZM194 192V193H193ZM216 192H217V194H219L217 197H216ZM221 192V193H220ZM226 192H228V194L226 193ZM250 192V193H249ZM4 194V196L6 197V193H4V192H2V191H0V199H2V196H3V194ZM133 193V194H132ZM136 193V194H135ZM141 193V194H140ZM177 193V194H176ZM180 193V194H179ZM205 193V194H204ZM208 193H209V191H208ZM241 193V194H240ZM56 193L54 192V190H51L49 193H48V196H47V194H45V200L47 201V202H51L52 204V206L53 207H44V208H42L41 210H43L44 212H42L41 210H40V212L41 213H44V214H41V213H39L38 211H36V210H34L33 211V214H32V216L33 217H38V214L39 215H41L42 216V219H43V221H47L48 222V220H49V222L47 223V224H49V223H52L53 225H54V223H56L57 224V227H55L56 228V230H54V231H52V233L51 232H49V233H51L52 234V236H53V233H54V235H55V237H57L58 236V233H61L62 231H63V234H65V235H61V234H59L60 236H62V237H59V238H61L60 240H57L58 242L60 241V245L61 246H63V244H64V248L66 249V251H65V253H62L63 255H61V257H63V256H65L66 257V260H67V264L68 263H70L69 261H71V260H77L78 258L80 259L82 256H86V255H88V258H87V261H84L85 263L86 262H88L87 264H89V263H92V261H96V258H98V257H101L100 255H104V254H102L101 253V251H103V253L104 252H106V253H108V251H104L102 248H104L106 245L105 244H109V243H112L114 240L113 239H115V238H117V237H115L116 235H118V232H120L122 229H120L122 226L123 227H125L126 226V221H124V219H123V222H122V224H121V227H118L117 225H115V226H113V224L111 225L110 224V226H107V224H106V226L107 227H104V228H102L103 230H102V232H101V236H102V238H100L99 240H98V243L100 244V246L102 247V248H100V246H98L99 248H94L93 250L91 249V250H87V251H83V250H80L79 249V244H77L76 245V237L77 238H81L82 240H84L85 239V242H87L88 240V238H90L91 237V233H92V231L91 230H93L94 232H95V230H94V227H90L91 226V224H89L90 223V219H88V218H82L81 220H75V218L72 216L74 213H76L75 211H76V209H74L73 210V206H75V205H73V204H71L69 201H67V200H65V199H63L62 200V198H59L58 199V197H55L56 195H55ZM130 196H129V195ZM132 194V195H131ZM170 194V195H169ZM226 195V196H224L223 197V195ZM240 194V195H239ZM244 194V195H243ZM260 194V195H259ZM181 195V196H180ZM208 195V197H210V198H214V197H216L217 198V200L214 198L213 200H216V205H215V203H213L212 201H210V200H212V199H206L207 200V202H206V200H205V198H206V196ZM147 196V197H146ZM152 196H154V197H152ZM164 197V198H162L161 199V197ZM172 196V197H171ZM185 196H186V198H185ZM193 198H192V197ZM194 196L197 198V197H199L198 199L199 200H196V198L194 199ZM260 196H262L263 198H261ZM47 197H48V199H50V200H48L47 199ZM156 197V198H155ZM174 197H176V198H174ZM4 198V197H3ZM136 198V199H135ZM140 198V199H139ZM149 198H151V199H149ZM200 198H202V199H200ZM224 198H226V199H224ZM245 198V199H244ZM259 198H261V199H259ZM156 199V200H155ZM176 199V200H175ZM195 201H194V200ZM44 200V201H45ZM62 200V201H61ZM139 200H141V201H139ZM143 200V201H142ZM183 200V201H182ZM241 201V202H239V201ZM45 201V202H46ZM151 201V202H150ZM155 201V202H154ZM157 201H158V203H157ZM187 201V202H186ZM193 201H194V203H193ZM196 201H199L198 202V204H196L195 202ZM206 202V206L203 204V203H205ZM209 201L211 202V203H209ZM219 201V202H218ZM262 202V204H261V202ZM63 202V203H62ZM66 202V203H65ZM130 204H128V203ZM183 202V203H182ZM191 202H192V204H191ZM67 203H69L68 205H67ZM133 203V204H132ZM140 203V204H139ZM173 203V204H172ZM184 203H187V205L188 206H185V204ZM260 203V204H259ZM72 206H71V205ZM157 204V205H156ZM183 204V205H182ZM201 204V205H200ZM211 204V206H209V208L207 207L208 205H210ZM213 204V205H212ZM67 205V206H66ZM85 205V207H84V209H85V211L86 210H88L89 211V205H87V204H84ZM116 205V204H115ZM115 205H113V206H115ZM126 205V206H125ZM140 205V206H139ZM180 205V206H179ZM191 205H193V206H191ZM194 205H196V206H198V207H200L199 209H198V211H202L203 210V212H201L200 213V218L202 217V219L200 220V221H198V222H196L195 221V224H194V222H191L193 225V227L195 228H192V226H191V224L189 225L190 227H187V225L186 224H184L183 222H182V220H181V222L179 221V220H176L177 222L175 223V225H174V228H173V226H172V228H171V225H170V221H171V223H172V220L174 219L175 220V218H177L178 217V215H180V214H185V213H183L184 211H182V210H187L186 211V213H189V212H191V213H193V211H195V209H194ZM238 205V206H237ZM242 205H243V207H242ZM258 205V206H257ZM262 205V206H261ZM60 206H62L61 208H60ZM63 206H64V208H63ZM110 207V210L112 209L113 211H118L116 208H118L117 207V205H116V208L115 207ZM133 206V207H132ZM138 206V207H137ZM185 206V207H184ZM257 206V207H256ZM261 206V207H260ZM68 207H71V209L70 208H68ZM76 207V206H75ZM127 207V208H126ZM136 207V208H135ZM140 207V208H139ZM156 207V208H155ZM162 207H163V205H162ZM161 207V208H162ZM202 207V208H201ZM208 208L207 210H206V208ZM237 208V210L239 209L240 211H242V212H240L239 210V212H238V217L239 218H241V219H239L238 218V220H236L234 217H233V215L235 216L236 215V218H237V210H236V208ZM239 207V208H238ZM260 207V208H259ZM263 207V208H262ZM52 208V209H51ZM55 208V209H54ZM66 208H68V209H66ZM87 208V209H86ZM115 208V209H114ZM130 208V209H129ZM190 208V209H189ZM245 208V209H244ZM54 209V210H53ZM64 209V210H63ZM83 209V210H84ZM163 209H164V207H163ZM201 209V210H200ZM218 209V210H217ZM236 210V212H235V210ZM255 209H258V211H255ZM260 209V210H259ZM60 210H63V211H60ZM72 210V211H71ZM130 210V211H129ZM140 210V211H139ZM166 210V209H165ZM181 212H180V211ZM205 210V211H204ZM216 210H217V215H216ZM222 210V211H221ZM225 210V211H224ZM231 210V211H230ZM72 212V213H68V212ZM134 211V212H133ZM138 211V212H137ZM143 211V212H142ZM170 211V212H169ZM220 213H219V212ZM224 211V212H223ZM234 212V214L233 213H231V215H232V217H230L231 215H230V213H228V212ZM245 211V212H244ZM260 212L261 214L262 213H264V212ZM5 212V213H4ZM3 212V214H4V218L2 219V221H0V227H4V222H5V220H6V213H8V212H6V209H5V211ZM131 212H133V213H131ZM144 212H146V213H144ZM172 212H174V213H172ZM180 214H179V213ZM257 212V213H256ZM35 213V214H34ZM46 213V214H45ZM48 213V214H47ZM50 213V214H49ZM155 215H154V214ZM176 213H178V214H176ZM224 213V214H223ZM226 213H228V214H226ZM246 213V214H245ZM256 213V214H255ZM112 214V213H111ZM143 214H145V215H142ZM147 214V215H146ZM169 214H171V215H169ZM175 214V215H174ZM227 215V217L228 218H226L225 217V219H224V217L223 216H220V217H222L221 218V220H223V221H221V220H216V218H215V220L213 219L212 220V218L213 217H218V215ZM261 214H259V215H261ZM35 215H37V216H35ZM65 215V216H64ZM112 215H114L113 216V219L115 220V213H113ZM112 215H111V217H112ZM139 215V216H138ZM149 215V216H148ZM213 215V216H212ZM230 215V216H229ZM240 215H242L241 217H240ZM250 215V216H249ZM43 216H44V218H43ZM136 216H137V218H136ZM164 216V217H163ZM177 216V217H176ZM208 217V219L209 218H211V219H207V217ZM255 216V217H254ZM262 217L264 216V214H262L261 215ZM46 217V218H45ZM66 217V218H65ZM125 217H127V218H125ZM129 217H131V219L133 220H130L129 219ZM166 217V218H165ZM172 217V218H171ZM174 217V218H173ZM248 217V218H247ZM19 218V217H18ZM18 218H16V220L18 219ZM123 218V217H122ZM136 218V219H135ZM147 218V219H146ZM171 218V219H170ZM231 218V219H230ZM234 218V219H233ZM245 218V219H244ZM45 219V220H44ZM136 220V224H135V220ZM227 219V220H226ZM230 219V220H229ZM242 219H244V220H242ZM249 219H251V221H252V223L251 222H249L250 220ZM264 219V218H263ZM67 220V222H64V221H66ZM83 220V221H82ZM129 220L130 221H132V222H129ZM140 222H139V221ZM144 220V221H143ZM149 222H148V221ZM152 220V221H151ZM209 221V224H208V222H206V221ZM210 220H212V221H210ZM226 220V221H225ZM259 220H260V222H259ZM56 221V222H55ZM75 221V222H74ZM76 221H77V223H76ZM89 221V222H88ZM137 221H138V223H137ZM164 221V222H163ZM226 223H225V222ZM263 223H262V222ZM19 222H23V221H20L19 220ZM59 224H58V223ZM72 222V223H71ZM83 222V223H82ZM145 222H147L145 225H143ZM162 222V223H161ZM174 222V221H173ZM206 222V223H205ZM244 222H245V224H244ZM248 222V224H246ZM74 223H76V224H74ZM86 223V224H85ZM149 223V224H148ZM164 223V224H163ZM166 223V224H165ZM200 223V224H199ZM202 223V224H201ZM230 223H231V225H233L232 227L234 228V230L232 229L231 230V225H230ZM250 223V224H249ZM253 223H255V224H257V225H254ZM262 223V225H260ZM14 224H15V226L13 227V228H11V229H15L14 231H10L9 230V234H6V235H8V236H3V237H1V231H0V237L2 238V244L3 245H5V246H3L4 248L6 247V248H8V249H4V248H2L1 249V251H0V256H2L1 258H3L4 260L6 259V264H10V262H11V264H36V262H38L39 264H48V263H50V262H52V260L53 259H57V258H54V256L51 258V261H49L48 262V260H46V263H45V261H44V263H43V261L41 262V259L39 260L38 258H40V257H42V254H43V251H42V247L40 246V244H38V246H37V240H34L35 238H33L32 237V235L30 234V233H34V229H33V227H25L24 226V223H18V221H15L14 222ZM18 224H20V225H18ZM23 224V225H22ZM61 224V225H60ZM82 224V225H81ZM87 224H89V225H87ZM125 224V225H124ZM133 224V223H132ZM140 224H141V226H140ZM162 224L164 225V228H163V232L162 233H160V231L162 230L161 229V227H162ZM169 224V225H168ZM3 225V226H2ZM82 226V228H84L83 230L82 229H80V230H78V228L79 227H81ZM84 225L86 226V227H88V228H86V227H84ZM245 225H249V226H245ZM63 226V227H62ZM144 226V227H143ZM196 226V227H195ZM122 227V228H123ZM140 227V228H139ZM166 227H167V229H166ZM213 227V225L211 226V228ZM26 229V230H24V229ZM30 229V232H29V229ZM33 230H32V229ZM91 228H93V229H91ZM108 228V229H107ZM142 228V229H141ZM143 228H145L144 229V233L142 232V230H143ZM169 228V229H168ZM187 228V230H185L184 231V229H186ZM210 227H209V229H211ZM261 228V229H262ZM5 229V228H4ZM7 229V228H6ZM6 229L4 230V231H6ZM9 229V228H8ZM67 229V230H66ZM91 229V230H90ZM110 229V230H109ZM153 229V230H152ZM173 229V230H172ZM194 231H193V230ZM213 229V228H212ZM252 231H253V229H252V227L250 228ZM260 229V228H259ZM21 230H22V232H21ZM70 230V231H69ZM82 230V231H81ZM89 230V231H88ZM119 230V231H118ZM152 230V231H151ZM170 230V231H169ZM171 230H172V232H171ZM237 230H239V229H237ZM263 231H264V228L262 229ZM8 231V230H7ZM28 231V232H27ZM35 231H38V232H40V231H42V230H39V229H35ZM79 231V232H78ZM111 231H113V232H111ZM156 231V232H155ZM170 233V235H169V233ZM233 231V232H232ZM240 231L241 230H239V232L237 231L234 235H232L233 237H229V239H227L226 241H227V244H225L226 243V241H225V245L226 246H228V247H230V248H233L234 246H235V248L236 247H238L239 248V246H240V242L242 241V239H241V237H240V239H238L239 238V236H241V234H240ZM249 231V230H248ZM252 231H249L248 233H250V235H252V234H254V235H252L253 236V239L255 238V239H257L255 236V232L253 231V233H252ZM262 231V232H263ZM58 232V233H57ZM87 232H89V233H87ZM104 232V233H103ZM137 232V231H136ZM179 232V233H178ZM187 232V233H186ZM189 232H190V234H189ZM193 232V233H192ZM260 232V231H259ZM258 232V234H260ZM8 233V232H7ZM10 233H12V234H10ZM36 233V232H35ZM35 233L33 234V236H35ZM77 233H78V235H77ZM79 233H80V235H79ZM149 233V234H148ZM153 233V234H152ZM156 233V234H155ZM167 233V234H166ZM175 233V234H174ZM230 233V234H229ZM239 233V234H238ZM25 234H27V236H25ZM51 234H49V236L51 235ZM103 234V235H102ZM135 234H133L134 236H135ZM144 234H145V236H144ZM184 234V235H183ZM195 234V235H194ZM236 234H238V235H236ZM257 234V233H256ZM257 234V236H259ZM28 235H30L31 237L30 238H27V237H29ZM112 235V236H111ZM148 235H150V237L148 236ZM164 237H163V236ZM187 235V236H186ZM190 235V236H189ZM193 237H192V236ZM229 235V236H228ZM23 236H25V238L23 237ZM103 236H104V238H103ZM134 236H133V238H134ZM139 236V237H138ZM143 236L145 237V238H143ZM149 238H148V237ZM154 236V237H153ZM156 236V237H155ZM163 237V239L162 238H160V237ZM179 236V237H178ZM180 236H182V237H180ZM252 236L250 237V238H252ZM67 237H69V238H67ZM85 237V238H84ZM115 237V238H114ZM140 237H141V239H140ZM185 237V238H184ZM189 237H191L190 239H189ZM195 237V238H194ZM0 238V239H1ZM58 238V237H57ZM58 238V239H59ZM64 238V239H63ZM71 238V239H70ZM110 238V239H109ZM132 238V239H133ZM134 238V239H135ZM139 238V239H138ZM167 238V239H166ZM194 238V240H191V239H193ZM203 238V239H202ZM230 238H233V239H230ZM25 239H28V240H25ZM69 239H70V241H69ZM106 239V240H105ZM133 239V240H134ZM160 239H162V240H160ZM254 239V240H255ZM66 240H68V242H67V244H66ZM72 240V241H71ZM74 240V241H73ZM102 240H104V241H102ZM113 240V241H112ZM116 240H118V239H116ZM160 240V241H159ZM167 240V241H166ZM203 240V241H202ZM237 241L238 243L235 245L234 244V242L235 241ZM254 240H250V242H252V241H254ZM34 241V242H33ZM107 241H109V242H107ZM141 241V242H140ZM148 241V242H147ZM165 241V242H164ZM233 241V242H232ZM33 242V243H32ZM36 242V243H35ZM62 242V243H61ZM64 242V243H63ZM75 243L74 245H72L73 243ZM103 243V245L101 244V243ZM107 242V243H106ZM145 242H146V244H145ZM159 242H161V243H159ZM167 242V243H166ZM174 243H175V241H173ZM173 242H171V244L173 245V246H175L174 245V243ZM178 242L180 243V240H178ZM182 242V241H181ZM186 242V241H185ZM202 242H203V244L204 243H206L207 244V246H206V244L205 245H203L202 244ZM68 243H70V244H68ZM114 243V242H113ZM144 243V244H143ZM151 243V244H150ZM157 243H159V246H161V247H159L158 249L156 248V244ZM166 243V244H165ZM231 243V244H230ZM32 244V245H31ZM34 244V245H33ZM36 244V245H35ZM98 244V245H99ZM149 244V245H148ZM170 244V245H171ZM175 244H177V241H176V243ZM191 244H193V243H188L187 244V246L188 245H191ZM65 245H66V247H65ZM69 247H68V246ZM105 245V246H104ZM141 245V246H140ZM194 245V244H193ZM232 245V246H231ZM1 246V247H2ZM74 246V247H73ZM76 246H77V250L76 249H74V248H76ZM153 246H155V248H153ZM186 246V247H187ZM22 247V248H21ZM25 247V248H24ZM39 247H41L42 249H40L39 250ZM67 247H68V249H67ZM165 247V248H164ZM10 248V249H9ZM38 248V249H37ZM144 248V249H143ZM160 248H161V250H160ZM164 248V249H163ZM188 248V247H187ZM193 248H195L194 246H193ZM209 248V249H208ZM235 248H233L234 250H235V252H236V249ZM18 249V250H17ZM71 249H73V251L71 250ZM120 249V248H119ZM119 249H117V250H119ZM135 249V250H134ZM142 251H141V250ZM154 249H157V250H159V251H157V254L156 255H153L154 254V252L156 251V250H154ZM207 249V250H206ZM212 249V250H211ZM249 249V250H248ZM247 249V251H249V252H247V253H243L244 255H246L245 257L247 258V257H251L250 259H252V258H254L257 262H259V263H257V262H254L255 264L257 263V264H261V262H260V259L262 258L263 260H264V254H262V252L264 251H262V250H258L259 251V253H257L256 251H251L250 252V248H248ZM39 250V251H38ZM44 250V249H43ZM71 250V251H70ZM95 250V251H94ZM121 251H119V252H122V254L125 252H123L122 251V248L120 249ZM131 250V251H130ZM168 250V249H167ZM200 250H202V251H200ZM204 250H206V251H204ZM6 252V254H5V252ZM42 251V252H41ZM69 251V252H68ZM91 253V254H89V252ZM100 253H99V252ZM111 251H113V253L115 252L114 250H111ZM111 251L109 250V254H112L113 255V253H111ZM128 251H126L125 253H127ZM261 251V252H260ZM67 252V253H66ZM77 252H78V254H77ZM95 252H97V253H95ZM133 252H135V253H133ZM153 252V253H152ZM158 252H161V254H163L162 256H161V254L160 253H158ZM163 252V253H162ZM209 252V253H208ZM211 252V253H210ZM235 252H232V254L231 255H233L232 257L234 258V262L235 261H238V262H236L237 264H241L242 262H243V264H245L246 262H244V260H241L240 261V259L238 258V257H236V253ZM16 253V254H15ZM40 253V254H39ZM76 253V254H75ZM87 253V254H86ZM115 253H117V251L115 252ZM114 253V254H115ZM138 253V254H137ZM139 253H140V255H139ZM145 253H147V254H145ZM150 253V254H149ZM234 253V254H233ZM261 253V254H260ZM3 254H5V255H3ZM37 254H38V256L39 255H41L40 257H37ZM69 254V255H68ZM84 254V255H83ZM94 254V255H93ZM100 254V255H99ZM108 254V255H109ZM119 254V253H118ZM136 256V258H135V256ZM137 254V255H136ZM144 254L146 255V257L144 258ZM148 254L150 255L149 257H148ZM158 254H159V256H161V257H159L158 256ZM208 254V255H207ZM260 254V255H259ZM76 255V257H74ZM89 255H91V256H89ZM99 255V256H98ZM108 255H104L105 257L107 256L108 257ZM119 255H121V253L119 254ZM222 255V254H221ZM68 256H69V258H68ZM73 258H72V257ZM139 256H141L140 257V260H139ZM143 256V257H142ZM157 256V257H156ZM192 256H194V257H192ZM210 256H212V258H213V262H212V258H211V260L210 259H208ZM257 256H260V257H258V258H260V259H256L257 258ZM37 257V258H36ZM87 257V256H86ZM89 257H90V259H89ZM163 257V258H162ZM189 257V258H188ZM196 257H197V259H196ZM201 257V258H200ZM222 257H223V255H222ZM231 257V258H232ZM9 258H11L10 260H9ZM35 258V259H34ZM120 258V257H119ZM136 260H135V259ZM142 258L144 259V260H142ZM188 258V259H187ZM191 258V259H190ZM192 258H194V260L192 259ZM199 258V259H198ZM236 258H238V259H236ZM12 259L14 260V261H12ZM99 259V258H98ZM98 259H97V261H98ZM201 259V260H200ZM253 259V260H254ZM261 259V260H262ZM37 260V261H36ZM50 260V259H49ZM185 260V261H184ZM189 261L190 262V260H191V262L189 263H187V261ZM231 260V259H230ZM253 260H251V262H247L246 264H254L253 263ZM254 260V261H255ZM10 261V262H9ZM20 261V262H19ZM32 261V262H31ZM34 261V262H33ZM54 261V260H53ZM91 261V262H90ZM138 261V262H137ZM151 261V262H150ZM195 261V262H194ZM197 261V262H196ZM209 261H210V263H209ZM239 261H240V263H239ZM15 262V263H14ZM31 262V263H30ZM41 262V263H40ZM48 262V263H47ZM155 262V263H154ZM199 262V263H198ZM205 262V263H204ZM208 262V263H207ZM220 262V263H219ZM233 262V261H232ZM233 262V263H234ZM37 263V264H38ZM82 263V262H81ZM183 263H181V264H183ZM214 263V264H215ZM233 263H231V264H233ZM235 263V264H236ZM73 264V263H72ZM76 264H78V263H76ZM82 264H84V263H82ZM101 264H104V263H101ZM161 264V263H160ZM224 264V263H223ZM227 264H229V263H227Z\"/></svg>",
    "mask_w": 264,
    "mask_h": 264
},
{
    "label": "bare ground",
    "instance_id": "2",
    "mask_svg": "<svg viewBox=\"0 0 264 264\" xmlns=\"http://www.w3.org/2000/svg\"><path fill=\"white\" fill-rule=\"evenodd\" d=\"M34 2V7L32 8L33 10H32V12H33V14H31V12H30V16H29V14H28V16H29V18H27L26 16H27V14H26V18L27 19H25L24 21H30V22H32L33 21V19L35 20L36 18H37V20H39V22H38V24L39 23H42L43 24V22H40V21H42V18L44 19V18H46L47 17V19L49 18V20H52L53 19V22H52V27H51V29H50V27H49V22L47 21L46 22V20H45V22L46 23H49L48 24V28H49V30H50V33L48 32V33H45L47 30V27H44V28H46L45 30V32L43 33L42 31H41V33H43V35H44V38H45V36H50L52 33H53V35H51V36H54V37H52V38H54L55 39V44H56V49H58V48H60V47H62V44H63V41H65L66 43H67V45H66V49H68V51H69V53H71V54H77L78 52H79V48H76V45H79V44H81V46L83 47V45L82 44H85L84 42H89V41H92L94 44H97V49H93L92 50V48H91V51L89 52V53H87V54H89L90 55V57H89V55H88V57H89V63H88V66H87V68H86V75L85 76H88V77H92V76H94L95 77V75H100V72L99 71H97L98 70V68H97V70H96V72H95V70L93 69V66L96 64H93L92 65V61L93 60H97L98 59V61L97 62H99V60L100 59H102V56L104 55L103 54V52L102 53H100V51H102V48L104 49V47H105V44L103 45V43H104V41H106L107 42V39L108 40H110V38H112V37H117L116 35H120V34H122V31L124 30L123 28L124 27H122L120 24L124 21V14H123V12H126L125 11V9L127 10V8L130 6V5H132V4H134V2L135 1H139V0H30V2ZM147 0H145V2H146ZM148 1H150V0H148ZM154 1V0H153ZM152 1V2H153ZM156 1V3L157 2H165L166 0H155ZM170 1V0H169ZM187 1V0H186ZM237 1H240V3H237ZM264 1V0H263ZM26 2V1H25ZM181 2V1H180ZM184 3V5H185V2H182V4ZM251 3H253V0H252V2ZM251 3H250V0H236V2L234 1V0H188L187 1V5L186 6H188V8L187 7H185L184 5H181L182 7H183V10H182V7L180 8V10H182L183 12H184V14L186 15L187 14V12H186V10L188 11V9H189V11H190V9L191 10H194L197 14H200L201 12H203L202 14H200L201 16H199V18H205L204 19V21L201 23V24H203V25H206V24H210V23H213V21H216V22H214L213 23V25H211V27H212V30H216V31H224L225 29H227V28H229V26H232L233 27V24H234V26L236 25L239 29H240V27L242 26L243 27V23H245L244 22V20L246 21H249L250 23H245L244 25L246 26V24H248L247 26H249V24H250V26H249V28L251 27V29H253V28H257V27H263L264 28V5L262 6L263 8H261V9H258V7L260 8L261 6L260 5H258V4H260V3H258L257 4V10L254 8V10H256V11H252V14H253V16H251V17H247L248 16V13H247V9H249V6H252L251 5ZM32 4V3H31ZM253 4H256V3H253ZM262 4H264L263 2H262ZM93 6H96L97 8L99 7V9L97 10H95V7H93ZM171 6H173V4L171 5ZM256 6V5H255ZM93 7V8H92ZM177 7V6H176ZM175 7V8H176ZM29 8V7H28ZM174 8V7H173ZM184 8H187V9H184ZM43 9V10H42ZM50 9V10H49ZM176 9H178V7L176 8ZM175 9V12L176 11H180L179 9L178 10H176ZM213 9V11H211ZM252 10V9H251ZM251 10H250V13H251ZM26 11V10H25ZM29 11H31V9L29 10ZM29 11H28V13H29ZM99 11V12H98ZM188 11V12H189ZM205 11V12H204ZM209 11H211V13L210 14H207V12L209 13ZM1 12H2V10H1ZM95 12H98L99 13V16L100 17H98V18H96V19H94V17L96 16H94V14H95ZM186 12V13H185ZM25 13V12H24ZM174 13V12H173ZM173 13H171V14H173ZM181 11H180V13H175L176 15L178 14V15H180L181 16ZM5 14H6V12H5ZM22 14V13H21ZM177 15V16H178ZM185 15L183 16V13H182V16L183 17H185ZM195 15V14H194ZM193 15V16H194ZM49 16H51V19H50V17ZM170 16H172V15H170ZM174 16L175 15H173L172 17L174 18ZM187 17H185V18H183V17H177V20H172L171 18L172 17H170V19L168 18V22L167 23H164L165 25L164 26H162V24H161V33L163 34V36L165 35V37H168V38H165L166 40L168 39L169 40V44H167L166 42V40L164 39V38H161L160 40H162V39H164V42L162 43V42H160L159 44L157 43V44H154L155 46L153 47V49H150V51H152V57H154V58H156V56H158L157 54V52H156V50H160V51H162V52H166V50L168 51L169 50V52H167V53H164V55L166 56V60L164 61V64H165V68L167 69L166 71L169 73V77L166 79H160L156 84H154V86H153V92L157 95V99H156V101H157V103H158V105L159 104H162L161 103V101H162V99H164L165 97L167 98V96H168V94H170V93H172V88L175 86V84L176 83H173L172 82V80H173V78L175 79V77H178V78H181L182 76L184 77L185 75H182L183 73H185V71H188V70H190L191 71V68L193 67L192 66V62H190V61H187V54H188V52L190 51L191 52V55L192 54H194V53H196V52H198V51H200V50H203V49H207L208 47L209 48H212L213 50L212 51H219V50H221V52L222 51H224L223 49L226 47V46H228L229 45V43H230V39L229 38H227L226 37V35L224 36V37H218L219 39H217V41L215 42V43H213V44H208V42L207 41H209V39H210V41L211 42H213L212 40H213V38H207V39H205V41L207 42H205V44H203V43H197V45H189V44H187V43H184V40H186L187 39V36H183V38H180V37H176L175 39H174V37H171L170 35H169V33H171V31L174 29L175 30V28H176V26H178V25H181L182 27H183V29H184V24L183 23H186V22H188V15H186ZM128 17V16H127ZM168 17V16H167ZM176 17V16H175ZM190 17H191V15H190ZM41 18V19H40ZM129 18H130V16H129ZM181 18H183V19H181ZM194 18V17H193ZM198 18V19H199ZM21 19V18H20ZM19 19V20H20ZM125 19H126V17H125ZM174 19H176V18H174ZM192 19V18H191ZM23 20V19H22ZM21 20V21H22ZM36 20V21H37ZM170 20V21H169ZM195 20H196V18H195ZM36 21H34V22H36ZM167 21V20H166ZM193 21V20H192ZM16 22V21H15ZM20 22V21H19ZM34 22H33V25H34ZM25 22H23V24H24ZM129 23V22H128ZM137 23V22H136ZM192 23V22H191ZM3 24V23H2ZM26 25H27V23H25ZM25 24H24V26H25ZM29 24V23H28ZM31 24V23H30ZM37 24V25H38ZM189 24H190V22H189ZM195 24H197V21H196V23ZM13 25V24H12ZM17 25H18V23H17ZM17 25H16V27H17ZM51 25V24H50ZM168 25H172V27L174 26L175 28H169V27H167ZM193 25V24H192ZM5 26V25H4ZM18 26H20V25H18ZM133 26V25H132ZM148 26V25H147ZM180 26V27H181ZM186 26V25H185ZM188 26V25H187ZM195 26H200V24L198 25H195ZM195 26H194V28H195ZM15 27V29H17ZM26 27H28V25L27 26H25L24 28H20L21 29V34L19 35L20 37H21V35H26V34H28V35H26L27 37L30 35L29 33H31V32H29L28 30H29V28L27 29ZM122 27V28H121ZM159 27V26H158ZM237 27H234V28H236L237 29ZM241 27V28H242ZM18 28V29H19ZM139 28V27H138ZM193 28V27H192ZM1 29V28H0ZM17 29V30H18ZM24 29H27V31L26 32H28V33H23L22 34V32H25V31H22V30H24ZM30 29H32V28H30ZM41 29H43V28H41ZM128 29V28H127ZM152 29H154V28H152ZM188 29V28H187ZM210 29V28H209ZM239 29H237V30H239ZM244 29H245V27H244ZM250 29V30H251ZM255 29H253V31L255 30ZM5 30H7V29H4L3 28V33H4V31ZM9 30V29H8ZM7 30V31H8ZM12 30H14V28L12 29ZM33 31H34V34H36V32H35V30L34 29H32ZM48 30V31H49ZM142 30H144L145 31V28L144 29H142ZM150 30H151V28H150ZM157 30V29H156ZM156 30H153V31H156ZM158 30H159V28H158ZM189 30V29H188ZM192 30V29H191ZM249 29H248V31H250ZM262 31V32H260V31ZM258 31V33L262 36V34L261 33H263V31H264V29H259ZM0 31H2V30H0ZM32 31V32H33ZM52 31V32H51ZM127 31V30H126ZM129 32H130V34H131V37H133V39H134V42H135V45L130 49H127V52H125L126 54H124V62H126L127 64L126 65H124V67H123V70H124V73L125 74H123V75H126V76H124L123 78H120V77H122V76H120V77H117L116 76V78H114V79H108V81H106V82H102L103 84H106V83H111V82H113L114 83V85L113 86H115V93H116V95H115V98H114V101H113V105L112 106H110L109 107V105H108V107L109 108H107V110H102L103 108L101 107H99L101 110H102V112H100L99 114L101 115L100 116V120H99V118L97 119V120H99V122H98V125L99 126H104L103 128H105V126H108L107 128H105V130H103V133H102V135L100 136L99 135V133H98V135L96 134V133H87L86 134V138H88V141L89 142H92V141H98V144H97V153L95 152V154H93V155H95L94 157H91V158H94V160H92L93 162L92 163H90L89 164V169L87 170V171H85V169H84V171H81L80 170V168L82 169V167H80V168H77V167H72L71 166V164H70V159L67 157L68 155L65 153V150H66V148H67V145H66V142H64V139H65V141L67 140L66 138H62V135H64L63 133H61L60 131H63V128L65 127V128H68V129H70V126H68L69 124H62V126H61V123L59 122V123H57L58 121H60L59 119H58V121H56V123H54V124H43L44 126H46L45 128L44 127H41L42 129L44 128V130L42 131V132H40L38 129H40V128H37V129H34V133H37L36 131L38 130V133H40L39 134V137H36V139L34 140V144H32V145H34V146H31L32 148H30V150H32V151H37L38 149L36 148L37 147V145H39L38 146V148L39 147H41V148H43L45 151L47 150L48 151V149H50L51 151H52V156L51 157H53L54 158V160H52V163H51V169H43V171L41 172V173H39V174H37V175H30V173H32V172H30L29 170H27V167H22L24 164L23 163H25V165L26 164H28L27 166H29V164H30V162H31V165L33 164L32 163V160L34 161V157H33V159H30V158H27L26 159V161L25 162H23L24 161V158H23V155L25 154L24 153V151L25 152H27L26 151V149L28 148L27 147V145L28 144H30V143H27V140L25 141V139L26 138H29V137H26L27 136V132H25L24 130H21V132L20 133H18V135L16 136V139L14 138V140H16L15 142H16V145H14V140L12 141V139H11V141H12V143H13V146H14V148L12 147V143L11 144H8L7 145V148H8V146H10L11 145V147H12V151H11V149H10V151H11V153H9V156L11 157V159H13L12 161H13V167H12V169H11V166H9L8 165V168H9V170L7 169V168H4V166L2 167V168H4L2 171H0L1 173L0 174H2L1 176H0V191H2V192H4V193H6V197L4 196V194H3V196H2V199H0V221H2V219L4 218V214H3V212L5 211V209H6V212H8V213H6L5 215H6V220H5V222H4V227H0V231L2 232L1 233V237H3V236H5L6 234H9V230L11 229V228H13L14 226H15V224H14V222L15 221H18V223H24V226L25 227H33V229H34V233H35V236H33V234L32 233H30L31 235H32V237L33 238H35L34 240H37V246H38V244H40V246L44 249H42L41 247H39V250L40 249H42V251H43V254H42V257H40L41 255H39L38 256V254H37V257H40V258H38L39 260L41 259V262L43 261V263H44V261H45V263H46V260H48V262L49 261H51V258L54 256V258H57V259H53L52 260V262H50V263H48V264H67V260H66V257L65 256H63V257H61V255H63L62 253H65V251H66V249L63 247L64 246V244H63V246H61L59 243H60V241L58 242L57 240H60L61 238H59V237H62V236H60L59 234H61V235H65V234H63V231L61 232V233H58V238L57 237H55V235H54V233H53V236H52V231H54V230H56V228L55 227H57V224L56 223H54V225L52 224V223H49V224H47L48 222H49V220H48V222L47 221H43V219H42V216L41 215H39L38 214V217H33L32 216V214H33V211L34 210H36V211H38L39 213H41L40 212V210L42 209V208H44V207H53L51 204V202H47L46 200H45V194H47V196H48V193L51 191V190H54V192L56 193L55 195V197H58V199L59 198H62V200L63 199H65V200H67V201H69L71 204H73V205H75V206H73V210L74 209H76V213H74L72 216L75 218V220L77 219V220H81L82 218H88V219H90L91 221H90V223L89 224H91V226L90 227H94V230H95V232L93 231V230H91V229H93V228H91L90 230L92 231V233H91V237L90 238H88L87 240V242H85V239L84 240H82L81 238H77L76 237V245L77 244H79V249L80 250H85V251H87V250H93L94 248L96 249V248H99L98 246H100V244L98 243V240L100 239V238H102V236H101V232H102V228H104V227H107V226H110V224L112 225L113 224V226H115V225H117L118 227H121V224H122V222H123V219H124V216L125 215H128L129 214V212H128V210H126V209H124V208H121L122 207V204L124 203L123 201L126 199H129L128 198V196H127V198L124 196L123 197V194H124V192L123 193H119L118 195H116V194H114V186L115 185H117L118 184V182H120L121 180L119 179V178H117V179H115V181H114V183H113V185H107L106 183V178L108 177V175L110 174V172L112 173V172H117V171H119V168L123 165V164H121V166L120 167H117V166H114V165H110V168L112 169L111 171H107L106 169H108L109 167V165H107L106 166V163H107V161H108V157H111V158H113L114 157V155L118 152V151H120V150H122L123 151V149H120V147H117V145L118 144H120V143H118L117 145L116 144H111L110 146H109V148L107 147L109 144H108V141H109V136H111L112 134H114V133H116V131H123V133L125 132V134H127V138H129L130 139V141L132 142V143H130V144H132V146H133V148H134V154H133V152H131L133 155H135L134 157H136L135 159V161L133 162V163H135V165L136 166H138L137 167V172L136 173H141V174H143L144 175V178H145V184L143 185V186H145L146 185V188H147V191H148V193H149V195H151L150 194V192H152V190H154V189H152V182H151V180L152 179H150L151 177H149L150 175H151V173L149 174L148 173V176L146 175L147 174V172H150L151 170L153 171V170H155V172L153 171V173L152 174H154L155 175V173H158L159 175H160V177L161 178H159V179H161V181H160V184H162V185H164L165 183H166V181L168 180V179H171L172 178V181H173V183H174V185H173V187L176 185H181L182 186V183H185V182H187V184H190V183H193V182H196L198 179H200L201 181H199V183H201V184H203V183H206L207 182V180H209L208 178H207V174L208 173H205V172H207L206 171V168L205 167H203V168H205V169H203L202 171H199L198 172V174H196V172L194 173V171H193V173H191V174H188V173H186V175H185V173L184 172H187L188 171V169H190V170H192V168H190L189 166H191V165H193L192 164V162L190 163V161H188L187 160V156H189V155H187L188 153H195V152H197L201 147H208V146H212V147H216L217 145H218V143L219 142H223V144H222V146L220 147V149H219V151H220V153L218 152V154H217V156L219 155V154H221V156L223 157V159L224 160H226V162H232V163H234V162H236L238 159L237 158H235V156H237L238 155V157L239 158H241L242 159V161H244V160H246V163L248 162L247 161V159H246V156H248V154H251V153H253L254 152V147H255V143L256 142H259L260 140H263L264 139V136L262 135V133H260L259 132V130L257 129V125L260 123V122H262V121H264V99H262V97L264 96V94H263V96L260 98V97H258L259 98V100L260 99H262V101H261V104L257 107V105L255 106V107H257V109H254V108H252L251 106H253V104H256V103H258L259 102V100L257 101L256 99H253V98H251V97H249L250 95H248V97L249 98H251V99H253L252 101H253V103H252V101H251V103H252V105H249V106H246V104L248 103V104H250V100H248V102H247V98L248 97H246L245 95V91H241V90H248V91H250L249 89H251L252 90V87H253V89H254V87H255V90L257 89V87L258 86H262L263 84H262V82L263 81H261L263 78H264V59L262 58V56H261V54L263 55V53H261L262 51H258V53L257 54H253L252 52L253 51H250V49H248L247 47L249 46L248 44L249 43H251V42H249V40H247L248 42H247V45L248 46H246V50L248 49L249 50V52H246L245 51V53H240V54H238V52H237V54L238 55H240L239 57H240V59H238V60H236L237 61V65H236V63H233V62H236L234 59H236V58H234V59H232V62L231 63H233L234 64V66L236 65V67L234 68V70L232 71L233 73L234 72H236V74L234 73H232V75H234V78L232 77V75H231V68H232V66H233V64H232V66H231V68H230V71H229V69L227 70V75L229 74V75H231V77L230 76H228V77H226L227 75L225 74V76L224 77H226V78H224V79H226V80H228V81H230V82H228L227 83V86L225 87V88H227L229 91H227V90H225L224 88H223V92H225L226 91V93L228 92V94H229V92H230V94L228 95V97L230 98L231 96H233V97H235L236 98V95H237V98H239L240 97V100L239 101H243L244 100V103L241 105L243 108H242V110H239L238 108H241V107H239L240 106V104H236V101L235 102H229V100L227 101L228 102V104L226 105V109H224L223 108V110H225V111H220V112H217V114L215 115V117H214V120L213 121H207V120H205L204 122H202V121H200V123H201V125L198 127L197 126V128H193V127H195V124H198L199 123V121H197L198 120V116H196V115H198V113H199V115H200V112H198V107H199V103H197V101H196V103L198 104L197 106H196V103L193 105L192 103H194L193 102V100H197L196 98L194 99V97H196V96H194L193 94H197L198 95V92L200 93L199 95L201 96V88H203V86L201 87L200 86V83H198V82H195L194 81V83L192 84L191 83V85H190V87H189V89H190V91H189V89L188 90H186V91H183V93H182V96H183V99H182V101L184 102V103H182V104H188V106L186 105L185 107H186V109H185V111H186V113H183V114H181V117H180V119H178L179 120V122H178V125H177V130L175 131V132H177V133H175L174 131V134H177V135H180V134H186V136H185V138L182 136V138L183 139H181L180 141L179 140H176L174 143H176L177 141L178 142H180V143H182V141L184 142V140H189V143H186V145H187V147L189 148L187 151H185L184 150V147L183 148H181L180 150H179V154H178V156H177V158L175 159V158H173L174 160L173 161H169V162H164L165 160H166V157L168 156L166 153H165V151H167L168 149H170L172 146H170V148L169 147H164V144L166 143V141L167 140H163V139H167V137L166 138H164L165 136H161V134H163V133H167V132H165V131H161V132H159V130H158V132L160 133V134H157V135H160V137L162 138L161 140H160V137L158 136V139H150L149 138V135L151 134L152 135V132H153V130L155 129V125H156V123L157 122H154V123H150L149 122V120H148V122L149 123H147V125L146 124H144L145 126H146V128H144V129H140V127L138 126L137 128L136 127H133L135 124H133V126L131 127L130 126V123L129 124H126V120L130 117H128V115L130 114L129 113V109L127 110L126 108L124 109V107L123 106H125L124 104H125V102H126V100H127V98L129 97V95L131 96L133 93H134V88H133V86L131 87L132 89H133V91H131V92H129L128 91V89H129V87L132 85H128V82H132V81H134L133 79L135 78H133L132 79V77H131V75H133V74H129L128 73V70H127V68L130 66H132V67H134L135 68V66H136V64L134 63L135 62V59L137 58H135V55L137 54H139L138 52H142L143 53V51H142V49L144 48H146L144 51H146V50H149L148 49V45H146V41H144V34H146V32H144V31H141V30H139V29H137L136 27L134 28V27H131V25H130V27H129V30H128ZM184 31H187L186 29L185 30H183V32ZM215 31V32H216ZM12 32V31H11ZM11 32H10V34H11ZM14 32V31H13ZM17 32V31H16ZM18 32H20V30H18ZM212 32V31H211ZM252 31H250V33H251ZM5 33H7L6 31H5ZM123 33H124V31H123ZM153 33V32H152ZM224 33V32H223ZM248 34L247 33V36H250V40L252 39L251 38V34L254 36V37H257L256 35V33L255 32H252L251 34ZM254 33L256 34V35H254ZM1 34V39H4V38H6L5 40H8V39H13V38H10V34L7 36V34H6V37H2V35H4V34H2V33H0ZM13 34H15V33H13ZM13 34H12V36H13ZM17 34V33H16ZM33 33H31V35H32ZM48 34V35H47ZM126 34V33H125ZM180 34H181V32H180ZM184 34H186V33H184ZM217 34V33H216ZM215 34V35H216ZM242 34V33H241ZM43 35H42V38H43ZM144 35V36H143ZM147 35V34H146ZM259 35V36H260ZM16 36V35H15ZM24 36H22V37H24ZM38 36H39V34H38ZM37 36V37H38ZM190 36V35H189ZM205 36V35H204ZM204 36H203V38H204ZM217 36V35H216ZM220 36V35H219ZM242 36H244V33L242 34ZM246 35H245V41H246V37H247ZM9 37V38H8ZM14 37V36H13ZM26 37V38H27ZM29 37H32V36H29ZM33 37H34V35H33ZM41 37V36H40ZM169 37H171V38H169ZM192 37V36H191ZM8 38V39H7ZM15 38V37H14ZM18 38V41H19V37H17ZM25 38V37H24ZM24 38H23V41H24ZM200 37H198V39H199ZM240 38V37H239ZM243 38V37H242ZM0 39V40H1ZM46 39H47V37H46ZM50 39V38H49ZM151 39V38H150ZM194 39V38H193ZM244 39V38H243ZM247 39H249L248 37H247ZM254 39V38H253ZM258 39H259V37H258ZM257 39V40H258ZM17 40V39H16ZM21 40H22V38H21ZM28 40V39H27ZM26 40V41H27ZM36 40V39H35ZM37 40H38V42H39V39L37 38ZM37 40H36V42H37ZM53 40V39H52ZM121 40V39H120ZM158 40H159V38H158ZM171 40V41H170ZM196 40V39H195ZM200 40V39H199ZM257 40H256V42H257ZM261 40H262V38H261ZM264 40V39H263ZM12 41V40H11ZM11 41H8V42H11ZM15 41V39H14V43L16 42V43H18V50H19V47H20V51H18L17 49H16V51H15V48H17V46L15 47V48H13V49H11V45L8 43L7 45L9 46L10 45V48H9V50L11 49V51H9V52H12V51H15L16 52V54L15 55H17V54H19V52H20V54H21V52H25L24 54H25V56H27L28 57V59H27V57H26V60H30V61H32L31 59H35L34 57H35V55H32V54H34V53H32V51L34 50L32 47H30V46H28L29 45V43L30 42H28L27 41V46H28V48H27V46L26 45H21V46H25L24 47V49H23V47L21 48V46H20V43H21V41ZM31 42L33 41L34 42V40H30ZM40 41H41V39H40ZM113 41V40H112ZM116 41H117V39H116ZM119 41V40H118ZM149 41V40H148ZM166 41V42H165ZM209 41V42H210ZM243 41V40H242ZM260 41V40H259ZM258 41V42H259ZM6 42L7 41H5V44H6ZM13 42V41H12ZM11 42V43H12ZM92 42H90V43H92ZM111 42V41H110ZM120 42V41H119ZM159 42V41H158ZM183 42V43H182ZM186 42H188V41H186ZM240 42V41H239ZM257 42V43H258ZM263 42V41H262ZM2 43L4 44V40H3V42L2 41H0V44L2 45ZM15 43V45H17ZM24 43H25V41H24ZM24 43H22V44H24ZM35 43V42H34ZM108 43H109V41H108ZM113 42H111V44H112ZM117 43V42H116ZM129 43V42H128ZM132 43V42H131ZM156 43V42H155ZM189 43V42H188ZM193 43V42H192ZM42 44H44V43H42ZM115 44V43H114ZM126 44V43H125ZM171 44V45H170ZM243 44V43H242ZM244 44H246V43H244ZM5 46L4 45V49L1 47V49H3V53L5 54H7V52H8V48L6 49V47H8V46ZM12 45H13V43H12ZM30 45H31V43H30ZM38 45L39 44H37V47H38ZM64 45V44H63ZM85 45H87V44H85ZM88 45H89V43H88ZM88 45H87V47H88ZM116 45V44H115ZM263 45V44H262ZM33 47L35 46V45H32ZM42 46V45H41ZM96 46V45H95ZM151 46V45H150ZM30 47V48H29ZM36 47V48H37ZM91 47H92V44H91ZM129 47V46H128ZM127 47V48H128ZM259 47H260V44H259ZM262 47V46H261ZM264 47V46H263ZM262 47V48H263ZM32 48V49H31ZM35 48V47H34ZM63 48V47H62ZM81 48V47H80ZM93 48H95V47H93ZM107 48V47H106ZM234 48V47H233ZM237 48V47H236ZM244 48V47H243ZM250 48H252V47H250ZM256 48V47H255ZM1 49H0V52H1ZM22 49V50H21ZM90 49V48H89ZM124 49H126V48H124ZM191 49V50H190ZM259 49V48H258ZM257 49V50H258ZM7 51V52H5V51ZM60 50V49H59ZM64 50H65V47H64ZM63 50V51H64ZM81 50V49H80ZM105 50V49H104ZM103 50V51H104ZM108 50V49H107ZM235 50V48L233 49V51ZM256 49H255V52L257 51ZM17 51H18V53H17ZM39 50L37 49V51H35V53H36V55H37V52H38ZM126 51V50H125ZM227 51V50H226ZM264 51V50H263ZM1 52V53H2ZM8 52V54L10 55V53ZM40 52V51H39ZM58 52V51H57ZM236 52V51H235ZM240 52H242V51H240ZM0 53V54H1ZM2 53V56L4 55ZM13 53V52H12ZM12 53H11V56H12ZM23 53L20 55H17V56H19L21 59L20 60H23L22 58H24L25 59V56L23 55ZM56 53V52H55ZM66 53V52H65ZM68 53V54H69ZM111 53V52H110ZM121 53V52H120ZM124 53V52H123ZM146 53H147V51H146ZM249 53H251V54H249ZM59 54H60V52H59ZM58 54V55H59ZM62 54V53H61ZM103 54V55H102ZM107 54H108V51H107ZM160 54V53H159ZM197 54V53H196ZM232 54V53H231ZM260 54V55H259ZM9 55H7V58H9ZM13 55H14V53H13ZM57 55V54H56ZM64 55V54H63ZM85 55V54H84ZM123 55V54H122ZM140 55V54H139ZM190 55V56H191ZM235 55V54H234ZM6 56V55H5ZM24 56V57H23ZM79 56V55H78ZM108 56V55H107ZM196 56V55H195ZM232 56V55H231ZM1 57V56H0ZM19 57H15V59H18ZM33 57V58H32ZM58 58L57 59H60L59 58V56H57ZM103 57H105V55L103 56ZM112 57V56H111ZM160 57V56H159ZM181 57H182V60H181ZM228 57V56H227ZM238 57V56H237ZM264 57V56H263ZM3 58H5V57H3ZM13 58L14 57H12V59H10V60H12V62L16 65V63H20L18 60V62L16 61H13ZM63 58V57H62ZM69 58V57H68ZM75 59V57H70V59ZM77 58V57H76ZM107 58V57H106ZM121 58V59H122ZM146 58V57H145ZM164 58V57H163ZM193 58V57H192ZM67 59V58H66ZM73 59V60H74ZM104 59V58H103ZM186 59V60H185ZM189 59V58H188ZM201 59V58H200ZM204 59H206V58H204ZM212 59V58H211ZM62 60V59H61ZM86 60H87V58H86ZM112 60V59H111ZM180 60H181V62H180ZM187 61V62H185V61ZM196 60H198V59H196ZM195 60V61H196ZM203 60V59H202ZM243 60V61H242ZM244 60H246L245 62V64L243 65V64H241V65H243V66H240L239 67V63H243L244 62ZM30 61H28V64H29V62ZM34 61V60H33ZM32 61V62H33ZM37 61V60H36ZM56 61H57V63H56ZM55 61V63H56V69L54 70V72L56 71L57 72V74H56V72H55V74L56 75H58V76H61V74H59L60 73V69L62 68H60V64H62V63H60V60L58 61V60H56ZM64 61V60H63ZM66 61H68V59L66 60ZM79 61V60H78ZM122 61V60H121ZM137 61V60H136ZM191 61H194V60H191ZM228 61V60H227ZM238 61H240V62H238ZM12 62H11V65H13L12 64ZM31 62V63H32ZM69 62V61H68ZM67 62V63H68ZM75 62V61H74ZM106 62H108V61H106ZM144 62V61H143ZM30 63V64H31ZM33 63H35V62H33ZM65 63V62H64ZM71 63V62H70ZM141 63H142V60H141ZM140 63V64H141ZM193 63H195V62H193ZM21 64V63H20ZM27 64V63H26ZM86 64V63H85ZM98 64V63H97ZM100 64V63H99ZM104 64V63H103ZM204 64V63H203ZM230 64V63H229ZM19 65V64H18ZM32 65V64H31ZM35 65V64H34ZM71 65H72V63H71ZM195 65H196V63H195ZM194 65V66H195ZM205 65V64H204ZM84 66V65H83ZM82 66V67H83ZM96 67H97V65H95ZM99 66V65H98ZM233 66V67H234ZM15 67V66H14ZM21 67H22V65H21ZM68 67H69V63H68ZM79 67V66H78ZM86 67V66H85ZM84 67V68H85ZM103 67V66H102ZM121 67V68H122ZM147 67V66H146ZM228 67V66H227ZM19 68V67H18ZM22 68H24V70H25V67H22ZM30 68V67H29ZM71 68H73V67H71ZM80 68H81V66H80ZM144 68V67H143ZM143 68H141V69H143ZM237 68L239 69V70H241V71H236L237 70ZM262 68V69H261ZM27 69V68H26ZM68 69V68H67ZM83 69V68H82ZM100 69V68H99ZM21 70V69H20ZM23 70V71H24ZM72 70V69H71ZM78 70V69H77ZM81 70V69H80ZM122 70V69H121ZM123 70H122V72H123ZM132 70V69H131ZM136 70V69H135ZM149 70V69H148ZM196 70V69H195ZM66 71V70H65ZM70 71V70H69ZM82 71V70H81ZM101 71V70H100ZM165 71V70H164ZM165 71V72H166ZM194 71V70H193ZM17 72V71H16ZM19 72V71H18ZM20 72H22V71H20ZM19 72V73H20ZM28 72V71H27ZM27 72H25V74H23V75H20V74H18V76H19V78L21 79V78H23V77H27ZM54 72H53V76L55 75L54 74ZM74 72V71H73ZM137 72H139V71H137ZM143 72V71H142ZM230 72V73H229ZM238 72V73H237ZM70 73H71V71H70ZM77 73H79V72H77ZM75 74L76 76L78 75V74ZM104 73V72H103ZM112 73V72H111ZM111 73H110V76H111ZM120 73H121V71H120ZM151 73V72H150ZM168 73H166V74H168ZM65 74V73H64ZM67 74V73H66ZM69 74V73H68ZM71 74H73V76H74V73H71ZM84 74V73H83ZM118 74V73H117ZM147 74V73H146ZM163 74V73H162ZM165 74V75H166ZM188 74V73H187ZM190 74V73H189ZM194 74H196V73H194ZM55 75V76H56ZM80 75V74H79ZM78 75V76H79ZM82 75V74H81ZM142 75V74H141ZM198 75V74H197ZM12 76V75H11ZM69 76V75H68ZM103 76V75H102ZM106 76V75H105ZM105 76H103V77H105ZM107 76H109V75H107ZM143 76V75H142ZM159 76V75H158ZM168 76V75H167ZM166 76V77H167ZM83 77V76H82ZM103 77H101V79L103 78ZM190 77V76H189ZM7 78V77H6ZM11 78V77H10ZM10 78H8V79H10ZM55 78V77H54ZM71 78H72V76H71ZM73 78H75V77H73ZM72 78V79H73ZM87 77H85V79H86ZM106 78V77H105ZM141 78H143V77H141ZM178 78H176V80L178 79ZM197 78H198V76H197ZM11 79H13V78H11ZM10 79V80H11ZM53 79V78H52ZM71 79V80H72ZM83 79V78H82ZM84 79V80H85ZM88 79V78H87ZM91 79V78H90ZM94 79V78H93ZM97 79V78H96ZM100 79V78H99ZM107 79V78H106ZM186 79V78H185ZM240 80L239 81V83H237V84H235V82L236 81H238V80ZM3 80H6V79H3ZM57 80V79H56ZM76 80V79H75ZM105 80V79H104ZM141 80V79H140ZM148 80V79H147ZM179 80V79H178ZM233 80H235V82L233 81ZM86 82H87V80H85ZM97 81V80H96ZM139 81V80H138ZM181 81V80H180ZM204 81V80H203ZM260 81H261V83H260ZM63 82V81H62ZM80 82V81H79ZM84 82V81H83ZM98 82H100V80H98ZM232 82H234V83H232ZM23 83V82H22ZM77 83V82H76ZM134 83V82H133ZM135 83H136V80H135ZM231 83V85H234V89L232 90V86L231 85H229ZM241 83H247L248 85H249V83L251 84V86L250 87H248V85H242ZM93 84H95L94 82L93 83H91V85H93ZM97 84H99V83H97ZM102 84V85H103ZM108 84V85H109ZM5 85V84H4ZM13 85V84H12ZM25 85V84H24ZM23 85V86H24ZM56 85V84H55ZM240 85H242L243 87L241 88V86ZM7 86V84L5 85V87ZM34 86H36V84H34ZM38 86V85H37ZM40 86V85H39ZM60 86V85H59ZM84 86V85H83ZM89 86V85H88ZM94 86V85H93ZM93 86H91L92 88H93ZM96 86H98V85H95L94 87H96ZM112 86V87H113ZM224 86V85H223ZM222 86V87H223ZM230 86L232 87V88H230ZM260 86V87H261ZM67 87V86H66ZM71 87V86H70ZM70 87H68V89L70 88ZM91 87H89V88H91ZM135 87V86H134ZM181 87V86H180ZM184 87V86H183ZM259 87V88H260ZM36 88V87H35ZM105 88V87H104ZM182 88V87H181ZM185 88V87H184ZM230 88V89H229ZM37 89H40V88H37ZM37 89L35 90V92L37 91ZM88 89V88H87ZM96 89H98L99 90V88H97L96 87ZM103 89V88H102ZM152 89V88H151ZM262 89V88H261ZM32 90V89H31ZM34 90V89H33ZM67 90V89H66ZM90 91H92V90H95V88H93L92 90L91 89H89ZM106 90V89H105ZM131 90V89H130ZM145 90V89H144ZM148 90V89H147ZM178 90V89H177ZM181 90H184L183 88L181 89ZM69 91V90H68ZM85 91V90H84ZM113 91V90H112ZM142 91V90H141ZM187 91H188V93H187ZM203 91V90H202ZM241 91V92H240ZM253 91L254 90H252V93H253ZM264 91V90H263ZM26 92V91H25ZM31 92V94H32V91H30ZM34 92V93H35ZM77 91H75V93H76ZM86 92V91H85ZM89 92V91H88ZM94 92H96V90L94 91ZM93 92V93H94ZM130 94H129V93ZM133 92V93H132ZM139 92V91H138ZM180 92V91H179ZM184 92H186L185 94H184ZM245 92V93H244ZM251 92V91H250ZM256 92V91H255ZM255 92H254V94H255ZM258 92V91H257ZM27 93V92H26ZM33 93V94H34ZM92 93V92H91ZM109 93H110V91H109ZM108 93V94H109ZM132 93V94H131ZM136 93V92H135ZM42 94H43V92H42ZM71 94V93H70ZM78 94V93H77ZM95 94V93H94ZM94 94L92 95V96H94ZM99 94V93H98ZM101 94V93H100ZM113 94H114V92H113ZM137 94V93H136ZM181 94V93H180ZM179 94V95H180ZM191 94L194 96V97H192L191 96ZM256 94H258V93H256ZM20 95V94H19ZM27 95V94H26ZM41 94H39L38 96H40ZM64 95V94H63ZM73 95V94H72ZM86 95V97H84V98H86L87 100L89 99L88 98V96H87V94H85ZM97 95V94H96ZM137 95H139V94H137ZM34 96H35V94H34ZM33 96V97H34ZM37 96V97H38ZM43 96V95H42ZM91 96V97H92ZM99 96V95H98ZM133 96V95H132ZM136 96V95H135ZM146 96H148V95H146ZM150 96V95H149ZM239 96V97H238ZM253 96H255V95H253ZM259 96H261V95H259ZM37 97H35V98H37ZM44 97V96H43ZM90 97V96H89ZM96 97V96H95ZM94 97V98H95ZM134 97V96H133ZM141 97V96H140ZM145 97V96H144ZM178 97V96H177ZM227 97V98H228ZM29 98H32V97H29ZM28 98V99H29ZM35 98H32V99H34V101H35ZM40 98H41V96H40ZM39 98V99H40ZM63 98V97H62ZM74 98H75V95H73V96H71V97H68V95L67 96H65L63 99H60L62 102H64V101H66V100H71L72 101V103H73V100H74ZM99 98V97H98ZM103 98V97H102ZM107 98H109V97H107ZM147 98V97H146ZM228 98V99H229ZM232 98V97H231ZM231 98H230V100H231ZM246 98V99H245ZM4 99V98H3ZM31 99V100H32ZM38 99V98H37ZM76 99V98H75ZM83 99V98H82ZM96 99V98H95ZM100 99V98H99ZM142 99V98H141ZM176 99V98H175ZM198 99H199V97H198ZM205 99V98H204ZM5 100V99H4ZM3 100V101H4ZM17 100V99H16ZM30 100V99H29ZM81 100V99H80ZM90 100H91V98H90ZM113 100V99H112ZM131 100V99H130ZM166 100H168V99H166ZM165 100V101H166ZM238 100V99H237ZM6 101V100H5ZM4 101V102H5ZM8 101V100H7ZM10 101H12V98H11V100ZM18 101V100H17ZM20 101V100H19ZM24 101V100H23ZM28 101V100H27ZM33 101V102H34ZM68 101V102H69ZM75 101V100H74ZM78 101V100H77ZM84 101V100H83ZM97 101V100H96ZM107 101V100H106ZM124 102V104L122 105V103L121 102ZM153 101V100H152ZM165 101H164V103H165ZM231 101H233V100H231ZM254 101L256 102V103H254ZM22 102V101H21ZM31 102V101H30ZM29 102V103H30ZM61 102V103H62ZM92 102V101H91ZM109 102H110V100H109ZM119 102H120V104H119ZM127 102H129V101H127ZM132 102V101H131ZM203 102V101H202ZM247 102V103H246ZM10 103V102H9ZM18 103V102H17ZM23 103V102H22ZM40 103V102H39ZM100 103V102H99ZM108 103V101L106 102V104ZM130 103V102H129ZM134 103H138V105H137V107H138V113H136V111H135V114H138V117H140V118H142L141 120H143V113L141 112L142 110H141V108H142V106H143V104H142V101L141 100H138V102H134ZM174 103H176V102H174ZM205 103V102H204ZM239 103H241V102H239ZM246 103V104H245ZM25 104V103H24ZM24 104H20L21 106H23ZM27 104V103H26ZM35 104H37V101H35ZM42 104V103H41ZM65 104V103H64ZM86 104H87V101H86ZM94 104V103H93ZM98 104V103H97ZM101 104V103H100ZM111 104H112V101H111ZM110 104V105H111ZM118 104V105H117ZM179 104H181L180 102H179ZM215 104V103H214ZM19 104H18V106H20ZM30 105V104H29ZM33 105V104H32ZM62 105V104H61ZM83 105V104H82ZM88 105V104H87ZM102 105V104H101ZM158 105H157V107H158ZM172 105V103L170 104V106ZM4 106H5V104H4ZM25 106V105H24ZM39 106V105H38ZM44 106V105H43ZM50 106V105H49ZM84 106V105H83ZM92 106H94V105H92ZM147 106H149V105H147ZM151 106V105H150ZM162 106H163V104H162ZM165 106V105H164ZM163 106V107H164ZM173 106V105H172ZM221 106V105H220ZM253 106V107H254ZM71 107H72V104H70V103H68V104H66V108H65V110H60V112L58 113V117L59 118H63L64 119V117L66 116V114H68L69 112H70V110H71ZM80 107H81V104H80ZM89 107H91V105L89 106ZM89 107H87L85 110H87V109H89ZM132 107H133V105H132ZM136 107V108H137ZM161 107V106H160ZM167 107V106H166ZM177 107V106H176ZM180 107V106H179ZM182 107V106H181ZM207 107V106H206ZM214 107V106H213ZM7 108V107H6ZM9 108V107H8ZM17 108V107H16ZM42 108V107H41ZM83 108V107H82ZM84 108H85V106H84ZM145 108V107H144ZM5 109V108H4ZM20 109V108H19ZM18 109V110H19ZM21 109H23V108H21ZM25 109H27L26 107H25ZM91 109H93V110H95L94 108H92L91 107ZM148 109H149V107H148ZM152 109V108H151ZM164 109V108H163ZM166 109V108H165ZM169 109V108H168ZM201 109V108H200ZM211 109H213V108H211ZM237 109V110H236ZM7 110V109H6ZM12 110V109H11ZM33 110V109H32ZM100 110V111H101ZM133 110V109H132ZM180 110V109H179ZM1 111H2V103H1ZM5 111V110H4ZM8 111V110H7ZM15 111V110H14ZM89 111V110H88ZM91 111V110H90ZM98 111H99V109H98ZM103 111H104V113H103ZM147 111V110H146ZM153 111V110H152ZM161 111V110H160ZM184 111V112H185ZM199 111H201V110H199ZM216 111V109H214V112ZM218 111V110H217ZM9 112V111H8ZM11 112V111H10ZM12 112H13V110H12ZM21 112H24V111H21ZM27 112V111H26ZM32 112H34V111H32ZM41 112V111H40ZM44 112V111H43ZM83 112V111H82ZM179 112V111H178ZM18 113V112H17ZM52 113V112H51ZM88 113L89 112H87V117L89 116L88 115ZM97 113V112H96ZM145 113V112H144ZM158 113V112H157ZM162 113H164V111L162 112ZM208 113H209V111H208ZM2 113H0V116H2L1 115ZM4 114V113H3ZM13 114H14V112H13ZM18 114H20V112L18 113ZM24 115H25V113H23ZM27 114V113H26ZM57 114V113H56ZM82 114V113H81ZM151 114H152V112H151ZM207 114V113H206ZM5 115V114H4ZM15 115H16V113H15ZM21 115V114H20ZM28 115V114H27ZM73 115V114H72ZM72 115L70 114V116L72 117ZM75 115V114H74ZM130 115H132V114H130ZM168 115V114H167ZM14 116V115H13ZM19 116V115H18ZM54 116V115H53ZM82 116V115H81ZM81 116H79L78 115V119H77V121L79 122V120H82V119H84V117H81ZM83 116H85V119H86V115H83ZM92 116H94L95 117V114H93ZM91 115H90V117H92ZM151 116V115H150ZM175 116V115H174ZM206 116H208V115H206ZM212 116H214L213 115V113L212 114H209V117L211 118ZM89 117V118H90ZM93 117V118H94ZM168 117V116H167ZM175 117H177V116H175ZM200 117V116H199ZM75 118V117H74ZM89 118H87V119H89ZM132 118V117H131ZM140 118H138V119H140ZM151 118H152V116H151ZM158 118V117H157ZM201 118V117H200ZM199 118V119H200ZM207 118V117H206ZM210 118H208V119H210ZM1 119V118H0ZM7 119V118H6ZM68 119V118H67ZM66 119V120H67ZM91 120H92V118H90ZM146 119V118H145ZM153 119V118H152ZM162 119V118H161ZM160 119V120H161ZM165 119V118H164ZM177 119V118H176ZM203 119V118H202ZM202 119H200V120H202ZM5 120V119H4ZM14 121H15V119H13ZM12 120V121H13ZM19 120V119H18ZM22 120V119H21ZM69 120H71L70 118H69ZM131 120V119H130ZM147 120V119H146ZM172 120V119H171ZM175 120V119H174ZM212 120V119H211ZM13 121V123H15ZM46 121V120H45ZM84 121V120H83ZM86 121V120H85ZM84 121V122H85ZM129 121V120H128ZM133 121H135V120H133ZM139 121V120H138ZM176 121V120H175ZM9 121H8V119L6 120V123L5 124H2L1 123V121H0V129L1 128H4L3 129V131L5 130L6 131V129H8V130H10V128H9V124H10V122L8 123ZM27 122H29V121H27ZM70 122V121H69ZM87 122V121H86ZM85 122V123H86ZM131 122V121H130ZM137 122V121H136ZM143 122V121H142ZM145 122V121H144ZM167 122V121H166ZM13 123H11V124H13ZM20 123V122H19ZM19 123H17L16 122V124H15V126L17 125V124H19ZM73 123H75V121H73ZM85 123H83V125L85 124ZM89 123V122H88ZM87 123V124H88ZM96 123V122H95ZM134 123V122H133ZM141 123V122H140ZM139 123V124H140ZM162 123H163V120H162ZM171 123V122H170ZM176 123V122H175ZM10 124V125H11ZM42 124V123H41ZM77 123H75L74 125H76ZM132 124V123H131ZM164 124V123H163ZM173 124V123H172ZM213 124H217L218 126H221V127H227V129L228 128H234L235 129V131H236V133L238 132V131H241V130H239V127H241L240 126V124H243V127L241 128L242 129V133H246L245 135L246 136H244V139H243V141H242V143H240V144H238V143H235V140L233 141V139H232V137L230 136V134H231V131H230V133L228 132V133H226L227 135L229 134V136H224L223 134H222V131L220 130H218L219 131V137H215L214 136V138H212V139H210L211 137V135H210V132L212 131V130H214V125ZM32 125V124H31ZM37 125H39V126H37ZM57 125H60V127L59 126H57ZM77 125H80V124H77ZM76 125V126H77ZM82 125V124H81ZM80 125V126H81ZM94 125V124H93ZM129 125V126H128ZM142 125V124H141ZM143 125V126H144ZM160 125V124H159ZM175 125V124H174ZM19 126H20V124H19ZM40 127V123H36L35 125H33V127ZM73 126V125H72ZM79 126V127H80ZM144 126V127H145ZM162 126V125H161ZM173 126V125H172ZM11 128H12V125L10 126ZM21 127V126H20ZM62 127V128H61ZM82 127V126H81ZM96 127H97V125H96ZM95 127V128H96ZM157 127V126H156ZM164 127V126H163ZM15 128V127H14ZM14 128H12V129H14ZM17 128V127H16ZM19 128V127H18ZM25 128V127H24ZM28 128H31L30 127V125H28ZM27 128V126H26V129H28ZM72 128H74V127H72ZM94 128V129H95ZM102 127H101V129H103ZM139 128V129H138ZM171 128V127H170ZM23 129V128H22ZM33 129H31L32 131H33ZM41 129V130H42ZM68 129H67V131H68ZM81 129V128H80ZM79 129V130H80ZM93 129V128H92ZM165 129H167V128H165ZM216 129V128H215ZM219 129H225V128H219ZM31 130H29V132L31 131ZM85 130V129H84ZM96 130V129H95ZM98 130V129H97ZM164 130V129H163ZM168 130V129H167ZM166 130V131H167ZM172 130V129H171ZM208 130H211L210 132H208ZM230 130V129H229ZM233 130V129H232ZM2 130H0V132H1ZM2 131V132H3ZM4 131V132H5ZM12 131V130H11ZM71 131V130H70ZM81 131L83 132V130L81 129ZM91 131V130H90ZM89 131V132H90ZM202 131H204L202 134H204V135H200L199 136V133H201ZM224 131V130H223ZM234 131V130H233ZM1 132V133H2ZM3 132V133H4ZM18 132V131H17ZM17 132H15L14 131V133L16 134ZM28 132V133H29ZM76 132V131H75ZM80 132V131H79ZM155 132V131H154ZM153 132V133H154ZM206 132H208L207 134H206ZM3 133H2V136H3ZM8 133H9V131L8 132H5L4 133V135H8ZM13 133V132H12ZM71 133V132H70ZM76 133H78V131L76 132ZM75 133V134H76ZM120 133V132H119ZM122 133V132H121ZM156 133V132H155ZM212 133V132H211ZM215 133H217L216 131H215ZM239 133L240 132H238L237 134V138H239ZM11 133H9V135H10ZM14 134V135H15ZM30 134V133H29ZM31 134H33V132L31 133ZM62 134V135H61ZM79 135H80V133H78ZM118 133H116V135H117ZM171 134H173V133H171ZM189 134H192V135H189ZM247 134H249V135H247ZM7 136V137H10L11 135H13V134H11L10 136ZM119 135V134H118ZM123 135V134H122ZM121 135V136H122ZM232 135V134H231ZM29 136V135H28ZM32 136V135H31ZM72 136H73V134H72ZM81 136H82V134H81ZM115 136V135H114ZM125 136V135H124ZM155 136V135H154ZM154 136H152V138L154 137ZM170 136V135H169ZM172 136H174V135H171V137ZM235 136H236V134H235ZM14 137V136H13ZM80 137V136H79ZM118 137V136H117ZM126 137H124V139H122V140H125V138ZM171 137H168V138H171ZM242 137V136H241ZM4 138V137H3ZM3 138H2V141H3ZM6 138V137H5ZM78 138V137H77ZM83 138H85V136L83 137ZM116 138V137H115ZM120 138V137H119ZM181 137H179V139H180ZM243 138V137H242ZM7 139V138H6ZM76 139V138H75ZM111 139V138H110ZM114 139V138H113ZM112 139V140H113ZM118 139V138H117ZM176 139H177V137H176ZM5 140V139H4ZM8 140V139H7ZM121 140V141H122ZM174 140V139H173ZM172 140V141H173ZM83 141H85V139L83 140ZM128 141V140H127ZM171 141V142H172ZM237 141V140H236ZM112 142V141H111ZM120 142V141H119ZM129 142V141H128ZM186 142V141H185ZM114 143V142H113ZM127 143V142H126ZM180 143H179V145H180ZM70 144V143H69ZM83 144V143H82ZM125 144V143H124ZM182 144H184V143H182ZM181 144V145H182ZM121 145V144H120ZM129 145V144H128ZM168 145H172V144H168ZM174 145V144H173ZM180 145V146H181ZM72 146V145H71ZM119 146V145H118ZM125 146V145H124ZM127 146V145H126ZM131 146V145H130ZM74 147V146H73ZM80 147V146H79ZM177 147V146H176ZM10 148V147H9ZM46 148H48V149H46ZM95 148V147H94ZM107 148L109 149L108 151H107ZM120 150H119V149ZM168 148V149H167ZM167 149V150H166ZM174 149V148H173ZM239 151H238V150ZM245 150V151H242V150ZM8 150V149H7ZM128 150V149H127ZM133 150V149H132ZM131 150V151H132ZM207 150L208 149H206L205 151H206V153H207ZM216 150H218V149H216ZM9 151V150H8ZM73 151V150H72ZM75 151V150H74ZM126 151V150H125ZM129 151V150H128ZM170 151V150H169ZM168 151V152H169ZM184 151V152H183ZM204 151V150H203ZM204 151V152H205ZM121 152V151H120ZM124 152V151H123ZM174 152V151H173ZM178 152V151H177ZM209 152V151H208ZM8 153L6 154L7 156V161H8ZM41 153V152H40ZM92 153H93V151H92ZM203 153V152H202ZM122 154V153H121ZM120 154V155H121ZM124 154V153H123ZM170 154V153H169ZM176 154V153H175ZM197 154V153H196ZM211 156H212V154H211V152L209 153ZM30 155V154H29ZM33 155V154H32ZM35 155V154H34ZM77 155V154H76ZM92 155V154H91ZM167 155V156H166ZM173 155V154H172ZM194 155V154H193ZM31 156V155H30ZM90 156V155H89ZM118 156V155H117ZM197 156V155H196ZM217 156H215V158L217 157ZM6 157H5V159H6ZM96 157V158H95ZM174 157H176V155H174ZM200 157H202V156H200ZM210 157V156H209ZM222 157H221V159H222ZM37 158V157H36ZM85 158V157H84ZM82 159V160H85V159ZM90 158V157H89ZM115 158V157H114ZM120 158V157H119ZM125 158V157H124ZM124 158H122V160H124ZM196 158V159H195ZM256 158V157H255ZM255 158H253V160L255 159ZM10 159V158H9ZM38 159V158H37ZM49 159V158H48ZM110 159V158H109ZM126 159V158H125ZM189 159V158H188ZM219 159V158H218ZM218 159H216V161L218 160ZM220 159V160H221ZM223 159L221 160V161H223ZM51 160V158L49 159V161ZM91 160V159H90ZM89 160V161H90ZM127 160H128V158H127ZM192 160H195V161H193V162H195L196 164H198V167L200 166V168H202V165L201 164H199V163H201V161L197 158V157H194L193 159H191V161ZM48 161V160H47ZM88 161V162H89ZM126 161V160H125ZM130 161V160H129ZM207 161V160H206ZM213 161H215V160H213ZM220 161V162H221ZM36 162V161H35ZM51 162V161H50ZM78 162V161H77ZM76 162V164H78ZM225 162V163H226ZM251 162H253V161H251ZM264 162V161H263ZM4 163H6L5 161H4ZM40 163H42V162H40ZM120 163H123V162H120ZM132 163V162H131ZM194 163V164H195ZM213 163V162H212ZM222 163H224V162H222ZM224 163V164H225ZM258 164V163H262V162H260L259 160L257 161V159H256V162L254 163V164ZM43 164V163H42ZM108 164V163H107ZM129 164H130V162H129ZM195 164V165H196ZM215 164V163H214ZM217 164H219V163H217ZM217 164L215 165V166H217ZM242 164V163H241ZM248 164V163H247ZM253 164V166H256V165H254ZM12 165V164H11ZM118 166H119V164H117ZM133 165V164H132ZM145 165H148V169L145 167ZM164 165H167V167H165L164 169H161ZM231 165V164H230ZM249 165H250V163H249ZM261 165H263V164H261ZM7 166V165H6ZM35 165H33V167H34ZM136 166H134L135 168H136ZM194 166V165H193ZM214 165H212V167H213ZM220 166V165H219ZM224 166V165H223ZM0 167H1V165H0ZM41 167H43V166H41ZM108 167V168H107ZM130 167V166H129ZM192 167V166H191ZM198 167H196V168H198ZM236 167V166H235ZM243 167V166H242ZM246 167H248V166H246ZM28 168H31L30 166L28 167ZM46 168V167H45ZM122 168V167H121ZM125 168V167H124ZM214 168V167H213ZM220 168H221V166H220ZM219 167L218 168H216L215 167V169H212V171L214 170V171H216V173H218V176H219V174L221 173V169H220ZM224 168V167H223ZM248 168H250V167H248ZM247 168V169H248ZM253 168V167H252ZM258 167H256L255 169H257ZM262 168V167H261ZM1 169V168H0ZM32 169V168H31ZM86 169H87V167H86ZM149 169H150V171H149ZM242 169V168H241ZM240 169V170H241ZM246 168L245 169H243L244 171L245 170H247ZM260 169V168H259ZM122 170V169H121ZM128 170V169H127ZM132 170V169H131ZM175 170H177V172H178V177L176 176V175H173V172H176ZM227 170H228V168H227ZM231 170V169H230ZM234 170V169H233ZM264 170V169H263ZM123 172H124V169L122 170ZM122 171L120 172V173H122ZM134 171V170H133ZM210 171V170H209ZM208 171V172H209ZM211 171V172H212ZM244 171H240V173H242V172H244ZM252 171V170H251ZM251 171H249L250 173H251ZM130 172V171H129ZM210 172V173H211ZM226 172H228V173H231V172H229V171H226ZM234 172V171H233ZM247 172V171H246ZM245 172V173H246ZM190 173V172H189ZM127 174V173H126ZM237 173H235V175H236ZM243 174V173H242ZM130 175H131V173H130ZM209 175V174H208ZM258 175V174H257ZM127 176V175H126ZM125 176V177H126ZM129 176V175H128ZM127 176V177H128ZM137 176V175H136ZM152 176V175H151ZM157 176V175H156ZM214 176H216V175H214ZM229 176V175H228ZM231 176H232V174H231ZM252 177L254 176V173H252V175H251ZM124 176H122V178H123ZM135 177V176H134ZM159 177V176H158ZM170 177V178H169ZM233 177V176H232ZM116 178V177H115ZM121 178V177H120ZM121 178V179H122ZM140 178V177H139ZM188 178V179H190V180H186V179ZM217 178H219V177H217ZM230 178V177H229ZM136 179V178H135ZM159 179H156V180H159ZM212 179V178H211ZM120 180V181H119ZM184 180H186L185 182H182V181H184ZM254 180V179H253ZM113 181V180H112ZM111 181V182H112ZM153 181V180H152ZM169 181V180H168ZM219 181V180H218ZM132 182V181H131ZM255 182H256V187H258L259 188V190L260 189H262L261 191H259L260 192V194L262 195L263 193H264V178H261L260 176H258L257 178H255ZM123 183V182H122ZM172 183V184H173ZM198 183V182H197ZM199 183H198V185H199ZM220 183V182H219ZM222 183V182H221ZM220 183V184H221ZM246 183V182H245ZM247 183H249V182H247ZM246 183V184H247ZM111 184V183H110ZM120 184V183H119ZM129 184V183H128ZM194 184V183H193ZM219 184V185H220ZM245 184V185H246ZM130 185V184H129ZM185 185V184H184ZM222 185V184H221ZM128 186V185H127ZM213 186V188L215 187V185H212ZM218 186V185H217ZM223 186V185H222ZM249 186V185H248ZM133 187V186H132ZM159 187V186H158ZM221 187V186H220ZM116 188H118V187H116ZM156 188V187H155ZM161 188V187H160ZM160 188H159V190H160ZM163 188V187H162ZM161 188V189H162ZM175 188V187H174ZM182 188V187H181ZM207 188V187H206ZM253 188V187H252ZM157 189V188H156ZM210 189V188H209ZM208 189V191H209V193H208V191H207V194L210 196H215V194L212 192V190H209ZM212 189V188H211ZM217 189H219V186H218V188ZM254 189V188H253ZM253 189H252V191H253ZM116 190V189H115ZM135 190V189H134ZM137 190V189H136ZM139 190V189H138ZM206 190V189H205ZM255 190H256V188H255ZM131 191H133V188H132V190ZM170 191H172V190H170ZM190 191V190H189ZM188 191V192H189ZM218 191V190H217ZM222 191V190H221ZM249 191V190H248ZM251 191V192H252ZM257 191V192H258ZM119 192H121V191H119ZM130 192V191H129ZM139 192V191H138ZM162 192V191H161ZM164 192H166V191H164ZM187 192V193H188ZM191 192V191H190ZM196 192V191H195ZM206 192V191H205ZM254 192V191H253ZM261 192H263V193H261ZM118 193V192H117ZM131 193V192H130ZM137 193V192H136ZM135 193V194H136ZM183 193V192H182ZM194 193V192H193ZM221 193V192H220ZM227 194H228V192H226ZM250 193V192H249ZM133 194V193H132ZM131 194V195H132ZM141 194V193H140ZM161 194H163V195H165V193H161ZM177 194V193H176ZM180 194V193H179ZM205 194V193H204ZM216 194H217V192H216ZM241 194V193H240ZM239 194V195H240ZM259 194V195H260ZM129 195V194H128ZM170 195V194H169ZM208 195L206 196V198H205V200L207 199H212V200H210V201H212L213 203H215V205H216V200H217V196L219 195V194H217L216 195V197H214L216 200H213L214 198H210V197H208ZM244 195V194H243ZM130 196V195H129ZM181 196V195H180ZM224 196H226L225 194L223 195V197ZM263 196V195H262ZM262 196H260L261 198H263ZM4 197V198H3ZM49 197V196H48ZM48 197H47V199H48ZM147 197V196H146ZM152 197H154V196H152ZM161 197V196H160ZM167 196L165 195V198L164 197H161V199L162 198H164L163 200H164V203L162 202V205H163V207H164V209H163V207H162V205H160L156 210H157V212H156V217L155 218H161V221H162V213H163V211H167V209L168 210H172V211H175V210H173V208H175L176 209V205L177 204H174V206H173V208H172V206H171V204L169 205L168 203H167V201L169 200V199H167L166 198ZM172 197V196H171ZM192 197V196H191ZM1 198V197H0ZM123 198H125V199H123ZM156 198V197H155ZM174 198H176V197H174ZM185 198H186V196H185ZM193 198V197H192ZM196 197L194 196V199H195ZM199 197H197L196 198V200H199L198 199ZM261 198H259V199H261ZM136 199V198H135ZM140 199V198H139ZM149 199H151V198H149ZM193 199V200H194ZM200 199H202V198H200ZM224 199H226V198H224ZM245 199V198H244ZM46 202H45V201ZM48 200H50V199H48ZM60 200V199H59ZM61 200V201H62ZM125 200V201H126ZM156 200V199H155ZM176 200V199H175ZM207 200H206V202H207ZM262 200V199H261ZM139 201H141V200H139ZM143 201V200H142ZM183 201V200H182ZM195 201V200H194ZM194 201H193V203H194ZM209 201V203H211ZM239 201V200H238ZM151 202V201H150ZM155 202V201H154ZM187 202V201H186ZM198 202L199 201H196L195 203L196 204H198ZM205 202V201H204ZM206 202L205 203H203L205 206L207 205L206 204ZM219 202V201H218ZM239 202H241V201H239ZM261 202V201H260ZM262 202H264V201H262ZM262 202H261V204H262ZM63 203V202H62ZM66 203V202H65ZM128 203V202H127ZM157 203H158V201H157ZM183 203V202H182ZM69 203H67V205H68ZM70 204V205H71ZM84 204H87V205H89L88 207H89V211L88 210H86L85 211V209H84V207H85V205ZM117 205V207L118 208H116V205ZM129 204V203H128ZM133 204V203H132ZM140 204V203H139ZM173 204V203H172ZM185 204V206H188L187 205V203H184ZM191 204H192V202H191ZM260 204V203H259ZM66 205V206H67ZM113 205H115V206H113ZM130 205V204H129ZM157 205V204H156ZM183 205V204H182ZM201 205V204H200ZM213 205V204H212ZM72 206V205H71ZM115 207L118 211H113L112 209L110 210V207ZM126 206V205H125ZM140 206V205H139ZM180 206V205H179ZM184 206V207H185ZM191 206H193V205H191ZM209 206H211V204L210 205H208L207 207L209 208ZM238 206V205H237ZM258 206V205H257ZM256 206V207H257ZM262 206V205H261ZM260 206V207H261ZM62 206H60V208H61ZM133 207V206H132ZM138 207V206H137ZM162 207V208H161ZM242 207H243V205H242ZM259 207V208H260ZM264 207V206H263ZM262 207V208H263ZM63 208H64V206H63ZM68 208H70L71 209V207H68ZM68 208H66V209H68ZM114 208V209H115ZM127 208V207H126ZM136 208V207H135ZM140 208V207H139ZM156 208V207H155ZM200 207H198V206H196V205H194V209H195V211H193V213H191V212H189V213H186V211L185 210H182V211H184L183 213H185V214H180L179 212V214L180 215H178V217L177 218H175V220L173 219L172 220V223H171V221H170V225H171V228H172V226H173V228H174V225H175V223L177 222L176 220H179L180 222H181V220H182V222L184 223V224H186L187 225V227H190L189 225L191 224V226L193 225L191 222H194V224H195V221L196 222H198V221H200L201 219H202V217L200 218V213L201 212H203V210L202 211H198V209H199ZM202 208V207H201ZM206 208V207H205ZM208 208H206V210L208 209ZM236 208V207H235ZM239 208V207H238ZM49 209V208H48ZM52 209V208H51ZM55 209V208H54ZM53 209V210H54ZM84 209V210H83ZM87 209V208H86ZM130 209V208H129ZM166 209V210H165ZM190 209V208H189ZM240 209V208H239ZM238 209V210H239ZM245 209V208H244ZM64 210V209H63ZM63 210H60V211H63ZM69 210V209H68ZM201 210V209H200ZM218 210V209H217ZM217 210H216V215H217ZM235 210V209H234ZM236 210H237V208H236ZM236 210H235V212H236ZM237 210V218H236V215L234 216L233 214H234V212H228V213H230V215H231V213H233L232 215H233V217L236 219V220H238V212L241 210H239L238 211ZM260 210V209H259ZM42 212H44L43 210H41ZM72 211V210H71ZM130 211V210H129ZM140 211V210H139ZM180 211V210H179ZM205 211V210H204ZM222 211V210H221ZM225 211V210H224ZM223 211V212H224ZM231 211V210H230ZM255 211H258V209H255ZM263 210H261L260 212H262ZM68 212V211H67ZM134 212V211H133ZM133 212H131V213H133ZM138 212V211H137ZM143 212V211H142ZM170 212V211H169ZM181 212V211H180ZM219 212V211H218ZM240 212H242V211H240ZM245 212V211H244ZM259 212V211H258ZM257 213L258 215H256V216H258V217H256L257 219H252V221L253 220H258V218L259 219H261L262 221H264V216L262 217L261 215L262 214H264V213ZM264 212V211H263ZM5 213V212H4ZM68 213H72V212H68ZM113 213H115V220L113 219V216L114 215H112ZM144 213H146V212H144ZM172 213H174V212H172ZM178 213H176V214H178ZM220 213V212H219ZM228 213H226V214H228ZM255 213V214H256ZM35 214V213H34ZM41 214H44V213H41ZM46 214V213H45ZM48 214V213H47ZM50 214V213H49ZM154 214V213H153ZM202 214V213H201ZM224 214V213H223ZM218 215V217H211L212 218V220L214 219L215 220V218H216V220H221V218L222 217H220V216H223L224 217V219H225V217L226 218H228L227 217V215ZM246 214V213H245ZM259 214H261V215H259ZM111 215H112V217H111ZM142 215V214H141ZM143 215H145V214H143ZM142 215V216H143ZM147 215V214H146ZM155 215V214H154ZM169 215H171V214H169ZM175 215V214H174ZM229 215V216H230ZM232 215L230 216V217H232ZM35 216H37V215H35ZM65 216V215H64ZM139 216V215H138ZM149 216V215H148ZM172 216V215H171ZM213 216V215H212ZM242 215H240V217H241ZM250 216V215H249ZM19 217V218H18ZM123 217V218H122ZM164 217V216H163ZM207 217V216H206ZM255 217V216H254ZM16 218H18L17 220H16ZM43 218H44V216H43ZM46 218V217H45ZM66 218V217H65ZM125 218H127V217H125ZM136 218H137V216H136ZM135 218V219H136ZM166 218V217H165ZM172 218V217H171ZM170 218V219H171ZM174 218V217H173ZM211 218H209V219H211ZM233 218V219H234ZM248 218V217H247ZM129 219L130 220H132L131 219V217H129ZM134 219V220H135ZM147 219V218H146ZM207 219H208V217H207ZM208 219V220H209ZM231 219V218H230ZM229 219V220H230ZM239 219H241V218H239ZM245 219V218H244ZM244 219H242V220H244ZM19 220L20 221H23V222H19ZM45 220V219H44ZM129 220V222H132V221H130ZM206 221V222H208V224H209V221ZM212 220H210V221H212ZM227 220V219H226ZM225 220V221H226ZM232 220V219H231ZM230 220V221H231ZM250 221L249 222H251L252 223V221H251V219H249ZM83 221V220H82ZM124 221H126V223L128 222L127 220H125L124 219ZM139 221V220H138ZM138 221H137V223H138ZM141 221V220H140ZM139 221V222H140ZM144 221V220H143ZM148 221V220H147ZM150 221V220H149ZM148 221V222H149ZM152 221V220H151ZM174 221V222H173ZM221 221H223V220H221ZM224 221V222H225ZM229 221V222H230ZM239 221V220H238ZM245 221V220H244ZM261 221V222H262ZM56 222V221H55ZM64 222H67V220L66 221H64ZM75 222V221H74ZM89 222V221H88ZM142 222V221H141ZM164 222V221H163ZM205 222V223H206ZM229 222H228V224L227 225H229ZM232 222V221H231ZM246 222V221H245ZM245 222H244V224H245ZM254 222V221H253ZM258 221H256V223H257ZM259 222H260V220H259ZM58 223V222H57ZM72 223V222H71ZM76 223H77V221H76ZM76 223H74V224H76ZM83 223V222H82ZM133 223V224H132ZM132 223H127L126 224V226L125 227H121L120 229H122L120 232H118V235H116L115 237H117V238H115V239H113L112 241L114 242H112V243H109V244H105L104 246V248H102L101 246H100V248H102L104 251H108V253H106V252H104L103 253V251H101V253L102 254H106V255H108L109 254V250L111 251V250H114L115 252L117 251V253H113V251H111V253H113V255L112 254H109L108 255V257L106 256H104V255H100L101 257H98V258H96V261L94 260V261H92V263H89V264H101V263H104V264H128V262H130V260L128 261V259L129 258H131V256L130 255H132V252H129L128 250L129 249H125L124 250V248H131V246H130V244L132 243V241H133V243L132 244H134V242H135V240L137 239V238H135L136 236H137V234H135V233H139L138 232V230H140V229H138L137 228V226H135L134 225V221L132 222ZM147 222H145L143 225H145ZM162 223V222H161ZM216 223H218V221H212V222H210V224H209V226H207V227H203V228H201V226H200V228H198L199 227V225H197L198 227L196 228V231L197 232H200L201 233V235L203 234V235H205L206 237V243L208 244V246L210 245H215V248H214V252H215V250H221L220 251V255H216V256H214L213 255V250H212V253H211V255L213 256V258H215L216 257V259L219 261L220 260V262H223L224 264H227V263H229V264H231V263H233L234 262V258L232 257L233 255H231L232 254V252H235V250L233 249V248H235V246L233 247V248H230V247H228V246H226L225 244H227V239H229V237H233L232 235H234L237 231L239 232V230H241L240 231V234H241V236H239L238 234H236V235H238L239 236V238L238 239H240V237H241V239H242V241L240 242V246H239V248L238 247H236L235 249H236V257H238L239 259H240V261L241 260H244V262H251V260H253L254 258H252V259H250L249 257H245L246 255H244L243 253H247V252H249V251H247V249L248 248H250V252L252 251H256L257 253H259V251L258 250H264V231L262 230L263 228H264V223H263V228L262 227H260V226H258L257 224H255V223H253L254 225H257V226H254V227H259L258 229H256L260 234H258V232H255V230H254V228H253V226H251L252 227V229H253V231L255 232V237L257 238V239H253V236L252 235H254V234H252V235H250V233H248L249 231H252L250 228V226L249 225H245V226H249L250 228H246V227H244L243 225L241 226V228L239 227H237V225L239 226V224H241L242 222L240 221V223H238V222H236L235 224H234V228H235V226H236V228L237 229H239V230H237L236 229V232H233L232 234H231V236H229L228 238H227V233L225 234L226 236H223L224 235V232H226V231H224V230H226L225 228H226V224H221L220 226H216ZM262 223L260 224V225H262ZM20 224H18V225H20ZM59 224V223H58ZM86 224V223H85ZM89 224H87V225H89ZM106 224H107V226H106ZM115 224V225H114ZM135 224H136V220H135ZM139 224V223H138ZM149 224V223H148ZM164 224V223H163ZM162 224V227H161V231H160V233H162L164 230H163V228H164V225ZM166 224V223H165ZM200 224V223H199ZM202 224V223H201ZM218 224H220V223H218ZM237 224V225H236ZM243 224V223H242ZM246 224H248V222L246 223ZM250 224V223H249ZM2 225V226H3ZM23 225V224H22ZM61 225V224H60ZM82 225V224H81ZM80 225V226H81ZM86 225V226H87ZM123 225V224H122ZM125 225V224H124ZM137 225V224H136ZM169 225V224H168ZM196 225V224H195ZM213 225V229L211 228V226ZM230 225H231V223H230ZM85 225H84V227H86ZM140 226H141V224H140ZM176 226V225H175ZM233 225H231V230L233 229L234 230V228L232 227ZM63 227V226H62ZM144 227V226H143ZM196 227V226H195ZM209 227L211 228V229H209ZM6 229V231H4L5 229ZM9 228V229H8ZM28 228V229H29ZM86 228H88V227H86ZM140 228V227H139ZM192 228H194L193 226H192ZM262 228V229H261ZM24 229V228H23ZM32 229V228H31ZM32 229V230H33ZM35 229H39V230H42V231H40V232H38V231H35ZM80 229H84V228H82V226L81 227H79L78 228V230H80ZM108 229V228H107ZM142 229V228H141ZM144 229L145 228H143V230H142V232L144 231ZM166 229H167V227H166ZM169 229V228H168ZM195 229V228H194ZM8 230V231H7ZM15 230V229H14ZM13 229H11L10 231H14ZM24 230H26V229H24ZM67 230V229H66ZM81 230V231H82ZM110 230V229H109ZM153 230V229H152ZM151 230V231H152ZM173 230V229H172ZM172 230H171V232H172ZM185 230H187V228L186 229H184V231ZM193 230V229H192ZM249 230V231H248ZM70 231V230H69ZM89 231V230H88ZM119 231V230H118ZM137 231V232H136ZM141 231V230H140ZM170 231V230H169ZM194 231V230H193ZM224 231V232H223ZM253 231H252V233H253ZM263 231V232H262ZM8 232V233H7ZM21 232H22V230H21ZM28 232V231H27ZM29 232H30V229H29ZM49 232H51V233H49ZM79 232V231H78ZM111 232H113V231H111ZM145 232V231H144ZM143 232V233H144ZM156 232V231H155ZM168 232V231H167ZM87 233H89V232H87ZM104 233V232H103ZM169 233V232H168ZM173 233V232H172ZM179 233V232H178ZM187 233V232H186ZM193 233V232H192ZM259 235V236H257V234ZM10 234H12V233H10ZM49 234H51L50 236H49ZM133 234H135V236L133 235ZM149 234V233H148ZM153 234V233H152ZM156 234V233H155ZM167 234V233H166ZM175 234V233H174ZM189 234H190V232H189ZM230 234V233H229ZM3 235V236H2ZM77 235H78V233H77ZM79 235H80V233H79ZM82 235V234H81ZM80 235V236H81ZM103 235V234H102ZM169 235H170V233H169ZM184 235V234H183ZM195 235V234H194ZM6 236H8V235H6ZM5 236V237H6ZM25 236H27V234H25ZM25 236H23L24 238H25ZM29 237H27V238H30L31 236L30 235H28ZM83 236V235H82ZM112 236V235H111ZM133 236H134V238H133ZM144 236H145V234H144ZM143 236V238H145ZM149 237H150V235H148ZM147 236V237H148ZM163 236V235H162ZM187 236V235H186ZM190 236V235H189ZM192 236V235H191ZM252 236V238H250V237ZM0 237V238H1ZM139 237V236H138ZM148 237V238H149ZM154 237V236H153ZM156 237V236H155ZM160 237V236H159ZM164 237V236H163ZM163 237H160V238H162L163 239ZM179 237V236H178ZM180 237H182V236H180ZM193 237V236H192ZM235 237V236H234ZM233 237V238H234ZM4 238V237H3ZM67 238H69V237H67ZM85 238V237H84ZM103 238H104V236H103ZM134 240H133V239ZM151 238V237H150ZM185 238V237H184ZM191 237H189V239H190ZM195 238V237H194ZM194 238L193 239H191V240H194ZM233 238H230V239H233ZM64 239V238H63ZM71 239V238H70ZM70 239H69V241H70ZM110 239V238H109ZM116 239H118V240H116ZM139 239V238H138ZM140 239H141V237H140ZM162 239H160V240H162ZM167 239V238H166ZM182 238H180V239H177L176 238V236H174V235H170L169 236V238H168V250L166 249L165 251V255H164V260H163V262H161V261H159V263L158 264H181V263H183V257H185L187 254L186 253H189V251L190 250H192V253L193 254H195L194 256H197V257H199L200 256V253L201 252H199L198 250H199V244L197 245L196 243L197 242H195V241H190V240H186V239H188V238H186L184 241L183 240H181ZM203 239V238H202ZM235 239V238H234ZM25 240H28V239H25ZM106 240V239H105ZM159 240V241H160ZM178 240H180V243L178 242ZM250 240H254V241H252V242H250ZM72 241V240H71ZM74 241V240H73ZM102 241H104V240H102ZM137 241V240H136ZM173 241H175V243H176V241H177V244H175ZM182 241V242H181ZM186 241V242H185ZM203 241V240H202ZM225 241H226V243H225ZM235 241V240H234ZM34 242V241H33ZM32 242V243H33ZM67 242H68V240H66V244H67ZM105 242V241H104ZM107 242H109V241H107ZM106 242V243H107ZM138 242V241H137ZM141 242V241H140ZM148 242V241H147ZM165 242V241H164ZM166 242V243H167ZM171 242H173L174 243V245L175 246H173L172 244H171ZM225 244H224V243ZM233 242V241H232ZM36 243V242H35ZM62 243V242H61ZM64 243V242H63ZM73 243V242H72ZM75 243H73L72 245H74ZM101 243V242H100ZM159 243H161V242H159ZM159 243H157L156 245V248L158 249L159 247H161V246H159ZM165 243V244H166ZM188 243H193V244H191V245H188L187 246V244ZM206 243H204L203 244V242H202V244L203 245H205ZM237 244L238 242L237 241H235L234 242V244ZM68 244H70V243H68ZM99 244V245H98ZM102 245H103V243H101ZM144 244V243H143ZM145 244H146V242H145ZM151 244V243H150ZM171 244V245H170ZM207 244H206V246H207ZM231 244V243H230ZM235 244V245H236ZM2 244V238L0 239V251H1V249L2 248H4L3 246H5V245H3ZM32 245V244H31ZM34 245V244H33ZM36 245V244H35ZM149 245V244H148ZM2 246V247H1ZM68 246V245H67ZM75 246V245H74ZM73 246V247H74ZM141 246V245H140ZM188 248H187V247ZM193 246L195 247V248H193ZM207 246V247H208ZM209 246V247H210ZM232 246V245H231ZM65 247H66V245H65ZM69 247V246H68ZM68 247H67V249H68ZM6 248V247H5ZM4 248V249H5ZM22 248V247H21ZM25 248V247H24ZM122 248V251L124 252H126V251H128L127 253H123L122 254V252H119V251H121L120 249ZM153 248H155V246H153ZM165 248V247H164ZM163 248V249H164ZM211 248V247H210ZM6 249H8V248H6ZM10 249V248H9ZM38 249V248H37ZM74 249H76L77 250V246H76V248H74ZM117 249H119V250H117ZM144 249V248H143ZM157 249H154V250H156L155 252H154V254L153 255H156L157 254V251H159V250H157ZM201 249V248H200ZM209 249V248H208ZM18 250V249H17ZM38 250V251H39ZM72 251H73V249H71ZM70 250V251H71ZM97 250V249H96ZM135 250V249H134ZM141 250V249H140ZM160 250H161V248H160ZM207 250V249H206ZM206 250H204V251H206ZM249 250V249H248ZM41 251V252H42ZM95 251V250H94ZM131 251V250H130ZM142 251V250H141ZM200 251H202V250H200ZM5 252V251H4ZM69 252V251H68ZM89 252V251H88ZM99 252V251H98ZM191 252V251H190ZM207 252V251H206ZM261 252V251H260ZM67 253V252H66ZM95 253H97V252H95ZM100 253V252H99ZM121 253V255H119V254ZM133 253H135V252H133ZM153 253V252H152ZM158 253H160L161 254V252H158ZM163 253V252H162ZM209 253V252H208ZM5 254H6V252H5ZM5 254H3V255H5ZM16 254V253H15ZM40 254V253H39ZM76 254V253H75ZM77 254H78V252H77ZM87 254V253H86ZM89 254H91L90 252H89ZM138 254V253H137ZM136 254V255H137ZM145 254H147V253H145ZM144 254V258L146 257V255ZM150 254V253H149ZM148 254V257L150 256ZM190 254V253H189ZM193 254H190V255H193ZM203 253H201V255H202ZM223 255V257H222V255ZM234 254V253H233ZM248 254V253H247ZM261 254V253H260ZM259 254V255H260ZM262 254H264V251L262 252ZM69 255V254H68ZM84 255V254H83ZM94 255V254H93ZM98 255V256H99ZM134 255V254H133ZM139 255H140V253H139ZM163 254H161V256H162ZM208 255V254H207ZM87 256V257H86ZM86 256H82L80 259L78 258L77 260H71V261H69L70 263H68V264H76V263H78V264H82V263H84V264H87L88 262H84V261H87V258H88V255H86ZM89 256H91V255H89ZM135 256V255H134ZM158 256H159V254H158ZM161 256H159V257H161ZM194 256H192V257H194ZM212 256H210L208 259H210L211 260V258H212ZM2 256H0V264H6V259L4 260L3 258H1ZM36 257V258H37ZM72 257V256H71ZM74 257H76V255L74 256ZM92 257V256H91ZM120 257V258H119ZM140 257L141 256H139V260H140ZM143 257V256H142ZM154 257V256H153ZM152 257V258H153ZM157 257V256H156ZM197 257H196V259H197ZM232 257V258H231ZM258 257H260V256H257V258L256 259H260V258H258ZM68 258H69V256H68ZM73 258V257H72ZM77 258V257H76ZM135 258H136V256H135ZM134 258V259H135ZM151 257H149V258H147L148 260L150 259ZM152 258H151V261H153L152 260ZM163 258V257H162ZM189 258V257H188ZM187 258V259H188ZM201 258V257H200ZM213 258H212V262L214 261L213 260ZM238 258H236V259H238ZM11 258H9V260H10ZM35 259V258H34ZM50 259V260H49ZM89 259H90V257H89ZM97 259H98V261H97ZM147 259H145V260H147ZM154 259H156L155 257H154ZM191 259V258H190ZM193 260H194V258H192ZM199 259V258H198ZM231 259V260H230ZM262 259V258H261ZM260 259V262H261V264H264V260L262 259L261 260ZM136 260V259H135ZM142 260H144L143 258H142ZM145 260L144 261H140L138 264H148L149 262L147 261V262H145ZM201 260V259H200ZM255 260V259H254ZM253 260V263L254 262H257L256 260L254 261ZM12 261H14L13 259H12ZM37 261V260H36ZM131 261H133V259L131 260ZM150 261V262H151ZM156 261H157V259H156ZM185 261V260H184ZM187 261V260H186ZM233 261V262H232ZM240 261H239V263H240ZM10 262V261H9ZM20 262V261H19ZM32 262V261H31ZM30 262V263H31ZM34 262V261H33ZM40 262V263H41ZM82 262V263H81ZM91 262V261H90ZM134 262V261H133ZM138 262V261H137ZM189 261H187V263H188ZM190 262H191V260H190ZM189 262V263H190ZM195 262V261H194ZM197 262V261H196ZM219 262V263H220ZM236 262H238V261H235L233 264H235ZM242 262V261H241ZM15 263V262H14ZM38 262H36V264H37ZM135 263V262H134ZM155 263V262H154ZM185 263V262H184ZM183 263V264H184ZM199 263V262H198ZM205 263V262H204ZM208 263V262H207ZM209 263H210V261H209ZM215 263V261L212 263V264H214ZM223 263H221V264H223ZM245 263V264H246ZM257 263H259V262H257ZM256 263V264H257ZM10 264H11V262H10ZM22 264V263H21ZM39 264V263H38ZM151 264V263H150ZM196 264V263H195ZM216 264V263H215ZM237 264V263H236ZM241 264H243V262L241 263ZM250 264V263H249ZM255 264V263H254Z\"/></svg>",
    "mask_w": 264,
    "mask_h": 264
}]
</instances>
